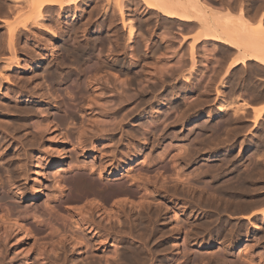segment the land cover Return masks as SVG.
Segmentation results:
<instances>
[{"label": "rangeland", "instance_id": "1", "mask_svg": "<svg viewBox=\"0 0 264 264\" xmlns=\"http://www.w3.org/2000/svg\"><path fill=\"white\" fill-rule=\"evenodd\" d=\"M86 2L83 3H79V7H81V9L78 11H76L77 9H75L76 7L75 6H70L68 8H65L64 9V13H62L63 17L60 18V19H57L58 22L57 23H61V24H50V28L53 29V31L55 32V28H59V25L62 27V33L64 35V41L67 40V42L63 43L64 45L66 46H77L76 49L78 48L79 51H80V54L78 53H74V49L75 47L72 49L70 48V52H72V54H74V56L72 55H68L70 54L69 51H67V54L65 52V55H64V49L62 48L63 45L60 43V46L63 50V52H61V49L60 47L57 48V52H56V55L54 58H50L49 55L51 53V51L49 50V43L53 42L55 43L56 40H53L52 37L49 38V41L48 43H42V46L43 47H46L45 49L48 51V54L47 56H44L43 58H40V59H35L34 58V53L33 52H28L29 56L26 54L27 52H24L22 54H24L22 60H23V66H22V69H23V72L20 73L19 75L15 74V76H11L10 78H12L13 82L10 84V83H7V84H4L2 85V87L0 88V109H1V112H0V119L2 121V119L4 121H0V123L4 124L5 125H0V140L3 142L0 141V148H1V151H2V154L0 153V205H1V208L3 206L4 209H2L3 211L6 212V209L9 210L7 211L8 213L11 211V209L14 211L10 212V214L12 215H17V214H20V213H23L22 211H31L32 209V212H33V208L35 209V213L38 214V215H42V211H43V207L44 206H41L45 199L46 198L45 196L53 191V189L55 188V184H54V177L58 176V175H61V173H59L61 170H60V167H64L66 169V171L68 170V168H70V165L68 166V163L69 161L67 160H71L73 158V161L74 162V165L73 163L70 164L73 165L74 168H76V172H80L82 171V173H86L84 174L86 177L85 181L82 182L84 179H81L82 180L81 182H79L78 185H83V183H85V185L89 184L88 186H96L95 189H93L94 191H96V194L100 195V198H104V199H109L108 200H105V201H108L106 202L109 206L110 204H112L113 206L114 203H119L120 202V197H121V192L123 191H126V190H131L132 188L134 187H128V186H125V187H119L121 189V192L119 190V188L117 186H115V182L118 181L117 179H121L123 176L121 174H125L126 173V170L128 168L126 167H129V164L133 162V160L139 158V160H146V156L147 155H151L153 154L151 157L152 159H148L146 160V162L150 161L152 162V164L147 163L146 166L147 169L145 172V169L142 170V173L145 175L147 174L148 177L150 178H146L148 179V183H146V188L147 190L149 191L148 194L150 195L151 194V200H146L144 202H142V205H141V208L137 205L134 206V208L130 207V205H126L124 206V210L122 209H119L120 207H118L117 205L115 207H113L112 210L110 213H109V216H107V214H102V212H98V211H95L94 214H92V216L90 217L88 214H83V211L82 214L79 216V213H75L73 211H71V214H72V218L69 222H71L70 224H67L68 227L70 226V230L68 229V227L66 228H62L60 227L61 229L57 228L59 231H58V235L55 233L53 236H52V239L50 241H48L49 239L46 238H43V239H47V242L46 244L44 243L43 239L40 240L41 244H39L40 242H37V243H34V241L32 239H30L29 237H27V239H25L26 235L23 234L24 236L22 237L21 236V233L18 231V229H15V227L11 226V224L9 225H5L4 227H13L12 228V231L11 229L9 228H4V227H1L3 226L2 224V221L0 222V240L1 239H4L2 240L0 243V257L2 256L4 259H0V264H30V262H34V264H50L52 262V264H62L61 260H63L65 257V261L63 264H82V263H85V264H88L86 263L87 261L89 262V264L92 262L93 264H112V262H114L113 264H123L122 260H125L128 261H124V263L126 262L127 264H205V263H208V262H212V264H214V260L216 259L215 257H218L215 261L216 263L215 264H221L223 263L224 261V264H254L255 262H259L256 263V264H261L264 262L263 259H264V225L260 226V223H261V217L260 216H257L254 219H241L242 216L245 217V214H246V217L248 216L247 214H249L250 210L252 213V211H256V209H258L259 207L261 208L263 206V203L261 204V196L264 198V190L262 187H264V182H262V178L259 176L260 173L261 175L263 174L264 175V172H262L264 170V165L261 164L259 162L256 161V162H253V160L255 161V159L252 160L253 157H249L248 158V155H245L246 154V149H247V142L245 141L246 139L252 137V133L254 134L253 131L251 130H246L247 128H243L241 127L242 126V122L240 121V114L239 116L238 115H234L230 114L228 111L229 110H226V112H223V113H220L217 109L220 105V103L222 101H225V99H221L222 101L220 102V98L216 96V99L214 101H211L210 98H212L213 100V97H210V93H208V89H205L206 87H208V84L205 86V83L204 82H201L200 81L202 80L200 77H204L203 75V72L201 73V71L199 70H195L194 73H191V77H189L188 80H185L184 77H186L188 75V72L187 71L189 69L188 65H182L183 62H182V59H180L179 56L180 55V52H182L183 50H185V48L183 47V45L181 44L179 46V49L177 50L176 46L177 44L176 43H173L171 45H168L167 43L168 42H171L172 39H170L172 35L165 33L164 35V38L162 37L161 39H163L164 41L167 40V41H159L160 37L162 36V32L163 31H168L170 30L173 26H177V24H171L169 23V21L171 20H167L165 19L164 17H162L161 15H159L158 17L156 16H153L151 17L153 20L155 19V21H153L151 18H149L148 21H145L144 18H140L137 17L138 15H134V18L133 20L135 21V24H136V31H138L137 33L140 34L138 35L136 33V39H135V42L136 40H138L137 42H139V40L141 41L143 38L144 40H142L143 42H148L149 45L147 47V49H149L148 51H145V45L142 44V41L139 42L140 44V47L139 46H135V43L133 45V52L135 53V61L132 62V59L131 58V49H130V46H128V44L126 43L125 41V37H126V34H125V31L123 30V28L121 27L120 25V21H119V17H115L114 15L116 14V12L114 11L116 9L115 5L117 4V0H113L116 2V4H111V0L109 1L108 0V4L106 3L105 0H85ZM96 2V6L98 5V7H96L93 3ZM114 3V2H113ZM136 3V4H135ZM83 4V5H82ZM106 4V5H105ZM112 5L114 6L113 9L112 8ZM134 5H138V11L137 12H140V7L141 5H139V2L137 3V1H134ZM106 6V7H105ZM75 7V8H74ZM96 7V8H95ZM104 7V8H103ZM112 9H111V8ZM241 7V6H240ZM74 8V9H73ZM107 8V9H105ZM243 8V7H241ZM69 11H67V10ZM95 9H98L96 11H100L101 12H96ZM56 10V8H55ZM92 12H91V11ZM107 11L108 14L110 13V11L112 10V13H110V17H108L107 19L105 18V13L104 11ZM142 10V9H141ZM66 11V12H65ZM103 12V14H102ZM106 12V14H107ZM115 14H114V13ZM60 13V12H59ZM70 13V14H69ZM73 13V14H72ZM92 13V14H90ZM97 13V14H96ZM136 13V12H135ZM57 13H55L54 15H56ZM77 15L78 16V22H81L78 23V26H77V23L75 24H72L70 22L71 20V16L72 15ZM102 14V15H101ZM112 14V15H111ZM114 14V15H113ZM67 17H66V16ZM90 15V17L88 18V16ZM95 15V16H94ZM99 15V16H98ZM53 16V14H52ZM70 16V17H69ZM83 16V17H82ZM87 16V17H86ZM102 16V17H101ZM114 18H113V17ZM66 17V18H65ZM98 17V18H97ZM104 18V19H103ZM84 19V20H82ZM102 19V20H101ZM106 19V20H105ZM61 22H60V21ZM65 20V21H64ZM110 20V21H109ZM112 20V22H111ZM114 20V21H113ZM117 20V23H115ZM137 20V21H136ZM151 20V21H150ZM162 20L165 22H163L164 24H162ZM88 21V22H87ZM91 21V22H90ZM108 21V22H107ZM150 21V22H149ZM161 21V22H160ZM173 21V20H172ZM63 22V23H62ZM68 24H66V23ZM85 23L83 25H79L81 23ZM104 22V23H102ZM113 24H111V23ZM154 22V23H153ZM157 22V23H156ZM65 23V24H64ZM119 23V24H118ZM151 23V24H150ZM169 23V24H168ZM71 24V25H70ZM110 24L111 27H109L110 30H107L108 27L107 26H110L108 25ZM153 24V25H152ZM54 25H57V27H53ZM64 25V26H62ZM67 25V26H66ZM70 25V26H68ZM115 25V26H114ZM119 25V26H117ZM72 26V27H71ZM80 26H81V29H80ZM154 26V27H153ZM171 26V27H170ZM68 27V29H67ZM71 29H75L77 27V30L75 29V31H70V28ZM75 27V28H74ZM97 27V28H96ZM107 29H106V28ZM65 28V29H64ZM116 28V29H115ZM122 28V29H121ZM165 28V29H164ZM57 29H56V33H59L60 30L57 32ZM79 29V30H78ZM97 29H100V30H97ZM105 29V30H104ZM113 29H115V32L113 31ZM66 30V31H65ZM71 33L70 36H69V32ZM162 30V31H161ZM77 31V32H76ZM80 31V32H79ZM85 31V32H84ZM99 31V32H98ZM101 31V32H100ZM113 31V32H112ZM118 33H117V32ZM120 31V32H119ZM140 31V32H139ZM151 31V32H150ZM161 31V32H159ZM74 34H73V33ZM103 32V33H102ZM111 32V33H109ZM148 32V33H147ZM159 32V33H158ZM76 33V34H75ZM79 33H83V37L81 34ZM109 35H108V34ZM113 33V34H112ZM161 33V34H160ZM68 34V35H67ZM78 34V35H77ZM96 34V35H95ZM110 34H112L110 36ZM116 34V35H115ZM158 34V35H157ZM166 34H168L169 36V40L166 38L165 39V36H167ZM75 35L77 37H75ZM86 35V36H85ZM99 35V36H98ZM101 35L102 38L100 37ZM66 39V37H68ZM81 36V37H79ZM95 36H97L96 39L99 40V43L98 40H95L96 43H94V39L92 40V38ZM109 36V39H107ZM118 38H116V37ZM145 36V37H144ZM76 39L75 43H74V40L73 38ZM86 37V38H85ZM110 37H113L110 38ZM120 37V38H119ZM142 37V38H141ZM73 40H72V39ZM101 38V39H99ZM104 38V39H103ZM106 38V39H105ZM117 39V40H116ZM201 38H199L200 40ZM80 40V41H79ZM104 40H106V42H104ZM114 41L112 43H110L111 41ZM150 40V41H149ZM155 40V41H154ZM185 41V39H182V41ZM55 41V42H54ZM73 41L74 44H70V42ZM85 41V42H84ZM116 41V43H115ZM152 41V42H151ZM77 42V44H76ZM87 42V43H86ZM99 44H98V43ZM108 42H109V45L112 46L113 44V48L111 46H107L108 45ZM160 42V43H159ZM164 42V43H163ZM193 42V39L192 41ZM199 42V41H197ZM107 44V49H109V51L105 48L104 50V44ZM125 43V44H124ZM138 43V44H139ZM156 43V44H155ZM159 43V44H157ZM76 44V45H75ZM96 44V45H95ZM155 44V45H154ZM166 44V45H165ZM24 46H29L27 45L26 43H23ZM81 45V46H80ZM96 49H94L95 47ZM102 45V46H101ZM126 45V46H125ZM137 45V44H136ZM159 47H157V46ZM59 46V45H58ZM83 46V47H82ZM92 48H91V47ZM101 46V48H100ZM117 46V47H115ZM154 46V47H152ZM156 46V47H155ZM162 46V47H161ZM194 50H195V54H196V50H197V43H195L194 45ZM98 47V48H97ZM121 47V48H120ZM142 47L143 48V51H142ZM152 47V48H151ZM164 47V48H163ZM166 47V49H165ZM170 47V48H169ZM91 48V49H90ZM103 48V49H102ZM115 48L117 50H115ZM141 48V49H140ZM176 48V50H174ZM190 48V47H188ZM204 48V49H203ZM203 50L206 51V46H203ZM99 49V50H97ZM118 49L120 51H118ZM165 49V50H163ZM33 50V48H32ZM81 50H84L81 51ZM95 50V51H94ZM102 50V53L104 54H101V52H98L97 51H101ZM104 50V52H103ZM106 50L108 51L106 53ZM124 50V51H123ZM162 54V52H164V54H162L163 57L160 52ZM94 51V52H92ZM130 51V53H129ZM154 51V52H153ZM169 51H172L171 53ZM190 51V49H189ZM188 51V52H189ZM60 52V53H59ZM96 52V53H95ZM123 52V53H122ZM174 52V53H173ZM92 53V54H91ZM149 53V55L147 54ZM153 53V54H152ZM159 53V54H157ZM169 53V54H168ZM177 53L179 55H177ZM78 54V55H77ZM118 54V55H117ZM120 54V55H119ZM157 54V56H156ZM168 54V55H167ZM171 54V55H170ZM187 54V53H186ZM78 57H76V56ZM99 57H98V56ZM171 57H170V56ZM174 55V56H173ZM61 59H60V57ZM69 57L70 59L72 57H74V59H67V57ZM154 56V57H153ZM168 56V57H167ZM177 56V57H176ZM179 56V57H178ZM189 56V54H188ZM57 57V58H56ZM111 59H110V58ZM118 57V58H117ZM146 57V58H145ZM176 57V58H175ZM26 58V59H24ZM56 58V59H55ZM78 58V59H77ZM82 60H81V59ZM109 60H108V59ZM180 64H178L177 62H175V60ZM179 58V59H178ZM76 59V60H75ZM170 59V60H168ZM25 60V61H24ZM56 60V61H55ZM73 60V61H72ZM104 60V62H103ZM107 60V61H105ZM180 60V61H179ZM41 61V62H40ZM77 61V63H75ZM87 63H86V62ZM112 63H111V62ZM26 62V63H25ZM56 62H59V63H56ZM97 62V63H96ZM101 62V64H99ZM108 62V63H107ZM147 62V63H146ZM177 63L179 65V67L177 66V64H174V63ZM28 63V64H27ZM35 63V64H34ZM43 63V64H42ZM86 63V64H85ZM95 64L94 66L92 64ZM103 63V64H102ZM111 63V64H110ZM113 63H115L113 65ZM145 63V64H144ZM162 63V65H161ZM173 63V64H171ZM83 64V65H82ZM107 65V66H104V65ZM139 64V65H138ZM170 64V65H169ZM28 67H26V66ZM30 65V66H29ZM32 65V66H31ZM39 65V66H38ZM46 65V66H45ZM79 65V67L77 66ZM85 65V66H84ZM88 65L90 66H93L91 68L88 67ZM103 67H100L102 66ZM111 65V66H110ZM122 65V66H121ZM124 65V66H123ZM166 65V66H164ZM169 65V66H167ZM172 65V66H171ZM83 66V67H82ZM98 66V68L96 67ZM161 66V67H160ZM190 66V65H189ZM51 67V68H50ZM59 69H58V68ZM61 67V68H60ZM66 67V68H65ZM78 68V69H75V68ZM82 67V68H81ZM85 67V68H84ZM110 67V68H108ZM125 67V68H124ZM164 67V68H163ZM173 67V68H172ZM184 67V68H183ZM45 68H46V72H45ZM63 68V69H62ZM88 68L89 70L92 69L93 70V73L96 74V77H93V75L91 74L92 73V70L89 72L88 71ZM97 68V69H96ZM103 68V69H102ZM114 68V69H113ZM116 68V69H115ZM169 68L170 71H169ZM179 70H178V69ZM186 68V69H185ZM67 69V70H66ZM95 69V71H94ZM100 69V70H99ZM118 69V70H117ZM122 69V70H121ZM127 69V71H126ZM167 69V70H166ZM183 69V70H181ZM49 70V71H48ZM51 70V71H50ZM61 70V71H60ZM66 72H65V71ZM109 72H107V71ZM113 70V71H112ZM125 70V71H124ZM165 70V72L163 71ZM55 71V74L57 76V78L55 77V79H53L52 81H56V82H52L50 81L51 79L49 77V74L50 72H54ZM88 71V72H87ZM144 71V72H143ZM151 71V73H150ZM176 71V72H175ZM178 71V72H177ZM49 72V74L47 73ZM140 72V73H139ZM46 73V74H45ZM68 73V74H67ZM154 73V74H153ZM198 73H201L200 75L202 76H199ZM48 74V75H47ZM61 74V75H60ZM100 74V75H99ZM124 74V75H123ZM126 74V75H125ZM150 74H153L150 75ZM164 74V75H163ZM176 74V75H175ZM61 77H59V76ZM66 75V76H64ZM137 75V77L135 76ZM161 75V77H160ZM30 76V77H29ZM95 76V75H94ZM99 76V77H98ZM152 76V77H151ZM183 76V77H182ZM21 79L19 80L18 78ZM36 77V78H35ZM47 77V78H46ZM59 77V78H58ZM65 77V78H64ZM92 78H96L94 83H93V79ZM101 77V78H100ZM129 77V78H128ZM135 77V78H134ZM17 78L19 81H17ZM35 78V80H33ZM98 78V80H97ZM127 78V79H126ZM153 78V79H152ZM158 78V79H157ZM169 79L168 82H166V80ZM174 78V80H173ZM223 78V79H222ZM220 78V81L217 82V81H214L213 83L215 84V91L217 92L218 89L217 88H220L219 91L222 90V88L220 87V83H224V86L226 84L225 82V75ZM49 82H48V80ZM58 79V80H57ZM67 79V80H66ZM69 79V80H68ZM85 79V80H83ZM88 79L92 80V81H88ZM152 79V80H151ZM179 79V80H178ZM11 80V81H12ZM14 80L16 81L14 83ZM22 80V81H21ZM29 80V81H28ZM66 82H64V81ZM72 80V81H71ZM100 80V81H99ZM155 80V81H154ZM164 80V81H163ZM194 80V81H193ZM222 80V81H221ZM24 81V82H23ZM26 81V83H25ZM37 81V82H36ZM74 81V82H73ZM76 81L78 82L76 85H74L76 83ZM87 81H88V84H87ZM139 81V82H138ZM152 81V82H151ZM20 82V83H19ZM52 82V83H50ZM73 82V83H72ZM82 82V83H81ZM90 82V83H89ZM166 82V83H165ZM194 82V83H193ZM17 83V84H16ZM19 83V84H18ZM25 83V84H24ZM36 83V84H35ZM50 83V84H49ZM85 85H84V84ZM93 83V84H92ZM114 83V84H113ZM143 85H142V84ZM174 83V84H173ZM179 83V84H178ZM13 84V85H12ZM73 84V85H72ZM84 86H82V85ZM90 84V85H89ZM106 84V85H105ZM122 84V85H121ZM178 87H177V85ZM184 84V86H183ZM213 84V85H214ZM38 87H37V86ZM72 85V86H71ZM79 85V86H78ZM115 85V87H114ZM125 85V86H124ZM157 85V86H156ZM193 85V86H192ZM213 85L211 86V88H213ZM27 86V87H26ZM76 86V87H75ZM87 86V87H86ZM90 89H89V87ZM91 86H94V87H91ZM120 86V87H119ZM122 86V88H121ZM124 86V87H123ZM141 86V87H140ZM143 86V87H142ZM182 86V87H181ZM190 88H189V87ZM191 86L193 88H191ZM205 86V87H204ZM218 86V87H217ZM27 90H26V88ZM78 87V88H77ZM86 89H84V88ZM100 87V88H99ZM188 87V88H186ZM77 88V89H76ZM96 88V89H94ZM98 88V89H97ZM113 88H115V90H117V92L119 91L118 89H120V91L117 93L114 94V90ZM142 88V89H141ZM196 88V89H195ZM136 89V90H135ZM141 89V90H139ZM167 89V90H166ZM190 89V90H189ZM195 89V90H194ZM204 89V91H203ZM217 89V90H216ZM12 90V91H11ZM69 90V91H68ZM74 90V91H73ZM79 90V91H78ZM93 90V91H92ZM127 90V91H126ZM150 90V91H149ZM189 90V91H188ZM212 90V89H210ZM9 91V92H8ZM19 91V92H18ZM21 91V92H20ZM29 91V92H28ZM30 91L31 94H30ZM47 91V92H46ZM68 91V92H67ZM78 93H77V92ZM92 91V92H91ZM98 93V96L96 95ZM108 91V92H107ZM122 91V92H121ZM164 91V92H163ZM18 92V93H17ZM23 92V93H22ZM42 92V93H41ZM84 92V94H83ZM86 92V93H85ZM95 92V94H94ZM124 93V94H127L129 95V101H128V97H126L127 95L123 96V94L121 95L120 94ZM135 92V93H134ZM207 92V93H206ZM211 92V91H210ZM215 92V93H216ZM15 93V94H14ZM32 93L34 95H32ZM94 94V98L97 96V98H93L94 101L93 102H96L97 101V105H95L96 103H93V104H90L91 101V98L93 97L92 95ZM133 93V94H131ZM144 93V94H143ZM200 95H198V94ZM8 94V95H6ZM12 94V95H11ZM28 94V95H27ZM56 94V95H55ZM92 94V95H91ZM117 94V95H116ZM119 94V95H118ZM131 94V95H130ZM207 94V95H206ZM44 95H46L44 97ZM96 95V96H95ZM101 95V96H100ZM121 95V96H120ZM133 95V96H132ZM136 95V96H135ZM153 95V96H152ZM155 95V96H154ZM175 95V96H174ZM197 95V96H196ZM10 96V97H9ZM32 96V97H31ZM43 96V97H42ZM91 98H90V97ZM118 96L121 97L120 100L122 104H120V100H118ZM143 96V97H142ZM182 96V97H181ZM204 96V97H202ZM209 96V97H208ZM5 97V98H4ZM9 97V98H8ZM18 97V98H17ZM40 97V99H39ZM115 97V98H114ZM126 97V98H124ZM174 97H177L176 100H174L173 98ZM180 97V98H179ZM196 97V98H195ZM198 97V98H197ZM11 98V99H10ZM20 98V99H19ZM31 98V99H30ZM48 98V99H46ZM89 98V100H88ZM99 98V99H98ZM117 98V99H116ZM137 98V99H135ZM145 98V99H144ZM194 99L192 100V102H190L191 99ZM13 99V100H12ZM16 99V101H15ZM34 99V100H33ZM92 99V100H93ZM116 99V100H115ZM126 101H124V100ZM134 99V100H133ZM148 99V100H147ZM9 100V101H8ZM11 100V101H10ZM96 100V101H95ZM117 100L119 102H117ZM155 100V101H154ZM178 100V101H177ZM189 100V101H188ZM217 100V101H216ZM13 101V102H12ZM45 101V102H44ZM128 101V102H127ZM160 101V102H159ZM212 102L211 103H209ZM19 102V103H18ZM117 102V103H116ZM126 102V103H125ZM147 102V103H146ZM159 102V103H158ZM196 102V103H195ZM5 103V104H4ZM6 103H8L7 105H10L9 108L8 106H6ZM118 103L120 105H118ZM125 103V104H124ZM157 103V104H156ZM190 103V104H189ZM2 104V105H1ZM17 104V105H16ZM90 104V105H88ZM147 104V105H146ZM165 104V105H164ZM194 104V105H193ZM210 104V105H209ZM217 104V105H216ZM222 104V103H221ZM233 104V103H232ZM5 105V107H4ZM102 105V106H100ZM122 105V106H121ZM149 105V106H148ZM179 105V106H178ZM189 105V107L187 108V106ZM9 108L10 110L12 109L11 113L9 114L10 110L8 109V112L7 110L5 109V112H4V108ZM88 106V107H87ZM186 106V107H184ZM192 108H191V107ZM195 106V107H194ZM210 106V107H209ZM216 106V107H215ZM232 106V105H231ZM118 109H117V108ZM119 107L120 110H119ZM234 107V106H232ZM17 108V109H16ZM66 110H65V109ZM177 108V109H176ZM179 108V110H178ZM197 108V109H196ZM217 108V109H216ZM240 108V107H239ZM3 109V110H2ZM15 109V110H14ZM20 109V110H19ZM141 109V110H140ZM196 109V110H195ZM91 110V111H90ZM119 111V115H120V118H119V115H118V112ZM188 110V111H187ZM191 110V111H190ZM235 110V109H234ZM20 111V112H19ZM27 111V112H26ZM44 111V112H43ZM67 111V112H65ZM90 111V112H89ZM116 113H114V112ZM123 113H121V112ZM182 111V113L180 112ZM19 112V113H18ZM42 112L44 114H42ZM89 112V113H88ZM169 112V113H168ZM4 113V114H2ZM16 113V114H15ZM31 113V114H30ZM70 113V114H69ZM126 113V114H124ZM158 113V114H157ZM180 113V114H179ZM229 113V114H228ZM7 114V115H6ZM20 114V115H19ZM115 114V116H114ZM137 114V115H136ZM212 115L211 119L210 120H207V115ZM243 114V113H242ZM68 115V116H67ZM155 115H157L155 117ZM165 115V116H163ZM180 115V116H179ZM206 115V117H204ZM65 116V117H64ZM67 116V118H66ZM70 116V117H69ZM88 116V118H87ZM93 116H94V120L95 118L98 120H95V122L93 121V123H91L93 120ZM96 116V117H95ZM118 116V117H117ZM127 116V117H126ZM183 116V117H182ZM223 116V117H222ZM231 116V118L229 119V117ZM234 116V117H233ZM237 116L239 118H237ZM46 117V118H45ZM63 117V118H62ZM85 117V118H84ZM236 117V118H235ZM44 118V120H43ZM92 118V119H91ZM99 118V119H98ZM118 118V119H117ZM157 118V119H156ZM166 120H164V119ZM200 118V119H199ZM205 118V119H204ZM42 119V120H41ZM84 119V120H83ZM101 119V121H100ZM105 119V120H104ZM121 119V120H120ZM125 119V120H124ZM225 119V120H224ZM237 119V120H235ZM253 119V118H252ZM263 119V114L261 116V119L258 121L260 122L261 120ZM19 120V121H18ZM60 120V121H59ZM103 120V121H102ZM120 120V121H119ZM125 122H124V121ZM127 120V121H126ZM182 120V121H181ZM184 120V121H183ZM207 120V121H206ZM229 120H232V121H229ZM39 121V122H37ZM46 121V122H45ZM49 121V122H48ZM104 121H107V122H104ZM117 121V122H116ZM206 121V123L204 124L203 122ZM21 122V124H20ZM43 123L44 125V122L46 125L42 126L41 123ZM109 122V123H108ZM119 122V124H118ZM128 122V123H127ZM166 122V123H164ZM232 122V123H231ZM258 122L256 123V125L258 124ZM16 123H19L17 124L18 127H23V129H20L17 127ZM40 123L41 125V129L37 128L35 129L36 125ZM61 125H60V124ZM88 123V124H87ZM97 123H100V124H97ZM130 123V124H129ZM143 123V124H141ZM201 123V124H200ZM226 124V126L224 124ZM234 123V124H233ZM10 126H8V125ZM83 127H82V125ZM95 124V125H93ZM141 124V125H140ZM223 124V125H222ZM233 124V125H232ZM35 125V126H34ZM39 125V124H38ZM39 125V126H40ZM49 125V126H47ZM119 125V126H118ZM152 128H151V126ZM205 125V126H204ZM212 125V127H211ZM255 125V126H256ZM8 126V127H6ZM33 126H34V129H33ZM46 126V127H45ZM79 126V127H78ZM85 126V128H84ZM87 126V127H86ZM118 128H117V127ZM138 126V127H137ZM146 126V127H143ZM222 126V127H220ZM224 126V127H223ZM2 127V128H1ZM17 127V129H19V131H17V129L15 128ZM21 127V128H22ZM82 127V129H81ZM97 127V128H96ZM138 129H137V128ZM201 127V128H200ZM205 127V128H204ZM211 127V128H210ZM227 127V128H226ZM236 127H240V128H236ZM6 128V130L4 129ZM8 128H12V129H8ZM27 130H25V129ZM143 128V129H142ZM146 128V129H145ZM196 128V129H195ZM201 130H200V129ZM213 128V129H212ZM226 128V129H225ZM232 128V129H231ZM236 128V130L234 129ZM4 131H3V130ZM16 131H14V130ZM78 129V130H77ZM84 132L85 133L87 132V134L83 133L81 135V133H77L78 132ZM135 129V130H134ZM141 129V130H140ZM151 129V130H150ZM188 129V130H187ZM208 129L211 131V133L208 131ZM212 129V130H211ZM223 129L225 131H223ZM244 129V130H243ZM10 130V131H9ZM13 130V131H12ZM37 130V131H36ZM99 130V131H98ZM101 130V131H100ZM203 130V132H202ZM205 130V131H204ZM240 130V131H239ZM242 130V131H241ZM24 131V132H23ZM31 131V132H30ZM113 131V132H112ZM121 131V132H120ZM129 131L134 132L133 134H131ZM143 131V132H142ZM199 131V132H198ZM230 131V132H229ZM2 132V133H1ZM4 132H9L12 136H8L6 133ZM13 132V133H12ZM20 132V134H19ZM108 132V133H107ZM130 134H129V133ZM181 132V133H180ZM210 137H208V134ZM229 132V133H228ZM8 133V134H9ZM26 133V134H24ZM100 133V134H99ZM141 133V134H140ZM144 133V134H143ZM190 135H189V134ZM196 133V134H195ZM198 133V134H197ZM201 133V134H200ZM232 133V134H231ZM235 133V134H234ZM239 133V134H238ZM246 133V134H245ZM6 134V136H5ZM19 134V135H18ZM32 134V136H31ZM66 134V136H65ZM81 135L79 136V140H76L78 139V135ZM84 134L86 136H84ZM135 134V135H134ZM180 134V135H179ZM187 136H186V135ZM207 134V136H206ZM60 135V136H59ZM140 135V136H139ZM143 135V136H142ZM147 135V136H146ZM161 135V136H160ZM185 135V136H183ZM192 135V136H191ZM198 137H197V136ZM225 135V136H224ZM227 135V136H226ZM244 135V136H243ZM22 136V137H21ZM35 136V137H34ZM38 138H37V137ZM62 136V137H61ZM68 136V138H66ZM95 136V137H94ZM102 136V137H101ZM157 136V137H156ZM170 136V137H168ZM191 136V138H190ZM219 136V137H218ZM223 136V137H221ZM241 136V137H240ZM250 136V137H248ZM10 137V138H9ZM12 137V138H11ZM21 137V138H19ZM28 137V138H27ZM83 137H85L83 139ZM88 137V138H87ZM125 137V138H124ZM144 137V138H143ZM174 137V138H173ZM184 137V138H183ZM187 137V138H186ZM225 137V138H224ZM229 137V138H228ZM234 137V138H233ZM6 138V139H5ZM23 138V139H22ZM31 138V140H30ZM36 138V140H35ZM66 138V139H65ZM115 138V139H114ZM120 138V139H119ZM136 138V139H134ZM141 138V139H140ZM170 138V139H169ZM198 138H203V139H199L198 141H196V139ZM209 138L213 139L214 142L212 143H216L213 147L214 144L211 143V139H210V143L211 145H209L208 143L209 142H206L208 145L206 144H203L204 140L205 139H208ZM223 138V139H222ZM10 139V140H9ZM12 139H15L12 140ZM17 139V140H16ZM22 139V140H20ZM63 139V140H62ZM65 139V141H64ZM81 139V141H80ZM90 140L89 142H87L88 140ZM122 139V140H121ZM159 139V140H158ZM216 139V140H214ZM221 139V140H220ZM231 139V140H230ZM243 139V140H242ZM6 140V141H5ZM34 140V142L32 141ZM69 140V141H68ZM85 140V141H83ZM87 140V141H86ZM137 140V141H136ZM139 140V142H138ZM142 140V141H140ZM145 140V141H144ZM147 140V141H146ZM172 140V141H171ZM193 140V141H191ZM202 140V141H201ZM223 140V141H222ZM245 142L241 145V143L239 144V142ZM5 141V142H4ZM62 141V142H61ZM83 141V142H82ZM116 141V143H115ZM175 141V142H174ZM200 141V142H199ZM9 144H8V143ZM19 142H23L21 145V143L18 145ZM80 142V144H79ZM82 142V143H81ZM119 142V143H118ZM124 142V143H123ZM128 142V143H127ZM140 142H143V143H140ZM178 142V143H177ZM183 143L184 145L186 144V146H183L182 144ZM193 143L194 146L191 144V145H188L187 143ZM17 143V144H16ZM71 143V144H70ZM77 143V144H76ZM85 143V144H83ZM86 143L88 145H86ZM148 143V144H146ZM169 143L171 145H169ZM174 145H173V144ZM200 143V144H198ZM225 143V144H224ZM32 144V145H30ZM35 144V146H34ZM75 144V145H73ZM82 144V145H81ZM131 144V145H130ZM180 144V147H178V145ZM229 144V145H228ZM7 145L9 147H7ZM15 145V146H14ZM26 145V146H25ZM81 145V147L79 146ZM84 145H86L84 147ZM129 145V146H128ZM176 145V146H175ZM202 145H206L208 147L206 148H209V149H205L203 148L204 146ZM221 147H220V146ZM241 147H239V146ZM4 146V147H3ZM31 146V147H29ZM79 146V147H78ZM83 146V148H82ZM159 146V147H158ZM190 146V147H189ZM197 146V147H196ZM202 146V147H201ZM213 148H212V147ZM238 146V147H237ZM16 147V148H15ZM19 147V148H18ZM21 147V148H20ZM24 147V148H23ZM184 147H186L187 149H185L184 151H182ZM193 147V148H192ZM196 147V148H194ZM233 147V148H232ZM237 147V148H236ZM3 148V149H2ZM6 151H4L5 149ZM14 148V149H13ZM23 148V149H22ZM26 148V149H25ZM78 148V149H77ZM82 148V150L80 149ZM94 150H93V149ZM99 151H98V149ZM181 148V149H179ZM200 148V149H199ZM239 148V149H238ZM59 149V150H58ZM92 149V150H91ZM111 149V150H109ZM190 149V150H189ZM205 149V150H204ZM214 149V150H212ZM241 149V150H240ZM11 150V151H10ZM19 150H20V154H19ZM31 150V151H30ZM113 150V151H112ZM130 150V151H129ZM148 150V151H147ZM167 150V151H165ZM180 150V151H179ZM192 150V151H191ZM193 150H197V151H193ZM204 152L202 153L201 151ZM209 150V151H208ZM211 150V151H210ZM240 150V151H239ZM0 151V152H1ZM26 151V152H24ZM62 151V153L60 152ZM81 151V152H80ZM111 151V152H110ZM137 151V152H135ZM179 151V152H178ZM189 151H191L189 153ZM208 154H207V152ZM17 152V157H14V154H16ZM24 152V153H23ZM97 152H101L100 154L97 153ZM104 152V153H102ZM139 152V153H138ZM150 152V153H149ZM169 152V153H168ZM183 152V153H182ZM241 152V153H240ZM5 153H6V156L9 155V157L6 159V156H5ZM30 153V154H29ZM113 153V154H112ZM134 153V154H133ZM148 153V154H147ZM173 153V154H172ZM187 153V155H186ZM226 153V154H224ZM237 153V154H236ZM12 154V155H11ZM26 154V156H25ZM30 156H28V155ZM62 154V155H61ZM64 154V155H63ZM102 154V155H101ZM158 154H161L160 156ZM172 154V155H171ZM177 154V155H176ZM190 154V155H189ZM193 154V155H192ZM234 154V155H233ZM25 157H24V156ZM143 155V156H142ZM145 155V156H144ZM159 158V159H156V156ZM169 155L171 156L170 158ZM174 155V156H173ZM197 155V156H196ZM223 155V156H222ZM229 155V156H228ZM5 160H2L4 159ZM12 156V157H11ZM41 156V157H40ZM61 156V157H60ZM111 158H110V157ZM148 156V157H149ZM155 156V157H154ZM203 156V157H202ZM226 158H225V157ZM244 158H247L244 159ZM20 157V158H18ZM72 157V158H71ZM142 157V158H141ZM146 157V158H145ZM150 157V158H151ZM154 157V158H153ZM162 160H160L161 158ZM165 157V158H163ZM208 157V158H207ZM213 157V158H212ZM216 157V158H215ZM229 159H228V158ZM230 157L234 158L235 160L233 161V159L231 160ZM35 158V159H34ZM61 158V159H60ZM75 158V159H74ZM107 158V159H106ZM145 158V159H144ZM175 158V159H174ZM177 158V159H176ZM185 158V159H184ZM190 158V159H189ZM210 158V159H209ZM225 158V160L223 161L222 159ZM238 158V159H237ZM28 159V160H27ZM41 159V161H40ZM48 159V160H46ZM79 161H78V160ZM156 159V160H154ZM167 159V160H166ZM171 159V160H169ZM172 159L174 160L173 162H169V161H172ZM187 159V160H186ZM203 159V161H202ZM205 159H209V160H205ZM227 159V160H226ZM237 159V160H236ZM240 159V160H239ZM12 160L11 162H8V161ZM34 160V161H33ZM38 160V161H37ZM45 160V161H44ZM74 160H77L76 163ZM107 160V161H106ZM169 160V161H168ZM182 160V161H181ZM217 160V161H216ZM220 160V161H219ZM19 161V164H17ZM33 161V162H32ZM49 163L50 162V167L49 168H45V163L47 162ZM109 161V162H108ZM154 161H156L154 163ZM158 161V163H157ZM161 161V162H160ZM163 161H167L166 163L163 162ZM178 161V162H177ZM184 161L185 164H184ZM188 161V162H187ZM228 161V166L225 165ZM230 161V162H229ZM248 161V165H247V162ZM250 161V162H249ZM254 163V166L252 164V162ZM9 164H8V163ZM21 162V163H20ZM41 162V163H40ZM44 164H43V163ZM63 162V163H62ZM165 163L166 165H164L163 163ZM169 162V163H168ZM177 162V163H175ZM216 163V164H222L221 162H223V164L221 165L220 167V164L218 165L219 168H216L217 165L216 164H213V163ZM226 162V163H224ZM236 165H235V163ZM241 162V163H240ZM242 162L244 165H242ZM65 163V164H64ZM100 163V165H99ZM104 163V165H102ZM162 163V166H166V168H163L162 166H160V164ZM168 163V164H167ZM173 163V164H171ZM175 165L176 166H173L171 168L172 165ZM206 163V164H205ZM209 163V164H208ZM212 163V166H209V167H206L207 165H211ZM237 163L238 167L237 166ZM256 163V165H255ZM38 164V166L36 165ZM67 164V165H66ZM83 164V165H82ZM109 164H111L109 166ZM139 164V162H138ZM150 164V165H149ZM158 164V165H157ZM171 164L170 166H167ZM180 164V165H179ZM184 164V165H183ZM188 164V165H187ZM204 164V166H203ZM230 164V166H229ZM18 167H17V166ZM21 165V166H20ZM22 165L24 167H22ZM25 165H26V168H25ZM42 168H40V166ZM54 165V166H53ZM85 165H86V168L90 170L91 167H93L92 165H95V166H100L97 168H93L95 172H91L90 173H87L86 172V168H85ZM107 165V166H106ZM152 165V166H151ZM182 165V166H181ZM197 165V166H196ZM232 165V166H231ZM235 165V166H234ZM247 165V166H246ZM68 166V168L66 167ZM78 166V167H77ZM83 168H81V167ZM90 166V168H88ZM113 166V167H112ZM145 166V167H146ZM150 166V167H149ZM158 166V167H157ZM160 166V167H159ZM216 166V167H215ZM226 167V169L224 167ZM234 166V167H233ZM252 168H247V167H251ZM16 167V168H15ZM21 167V168H20ZM38 167V168H37ZM59 167V168H58ZM62 167V168H63ZM80 167V169H79ZM138 167V165L136 166ZM152 167L154 169H152ZM162 167V168H161ZM176 167V168H175ZM205 167V168H203ZM212 167H215V168H212ZM237 167V168H236ZM246 167V168H245ZM257 167V168H256ZM261 167V168H260ZM15 168V169H14ZM25 168V169H24ZM61 168V169H62ZM100 168V169H98ZM106 168V170H105ZM158 169L160 170V168L163 170H161L163 173V176L162 178H160L159 176H157L156 174H153V172L155 171V169ZM175 170V172L172 170ZM181 168V169H180ZM193 168V170H192ZM195 168V170H194ZM203 170H202V169ZM206 168H212V170L209 169V171H211L210 173H208L209 171L206 169ZM230 168H233L232 170H230ZM236 168V170H235ZM241 169H244V170H241V174L242 175L240 177H235L234 178H231L233 177V173L234 172H239ZM254 168H255V171H254ZM38 169V170H37ZM59 169V170H57ZM97 171H96V170ZM151 169V170H150ZM156 169V170H157ZM169 169V170H168ZM178 169V171H177ZM207 170L206 172L212 176H209L207 175V173H205V170ZM216 169V170H215ZM219 169V170H218ZM247 169V170H245ZM263 169V170H262ZM58 172H57V171ZM92 170V169H91ZM103 170V172L101 171ZM125 170V172H123ZM150 170V171H148ZM153 170V172H152ZM190 170V171H189ZM199 170V171H198ZM224 170H227V174L224 173ZM239 170V171H238ZM260 170V171H259ZM22 173H21V172ZM41 174H40V172ZM56 171V174L59 173L58 175L55 174L54 176V173ZM101 171V172H100ZM106 171V172H105ZM114 171V172H113ZM169 171V172H168ZM171 171V173H170ZM177 171V172H176ZM193 171V172H192ZM254 171V172H253ZM257 171V172H256ZM100 172V173H99ZM105 172V173H104ZM123 172V173H122ZM128 172V171H127ZM131 172V170H130ZM128 172V173H130ZM205 175H203L202 173ZM216 172V174L214 173ZM248 172L250 174H252L253 176V173H254V176L257 177L258 179H256L257 181L253 180L252 176L248 175V179L251 180V183H249L250 181L248 179H246V175L248 174ZM256 172V173H255ZM259 172V173H258ZM21 173V174H20ZM96 173H99L101 175V178L102 179H97V176ZM223 173L221 176L218 175V174H221ZM240 173V172H239ZM245 173V174H244ZM258 173V174H257ZM13 174V175H12ZM25 174V175H24ZM94 174V176H93ZM115 174V175H114ZM150 174H153L156 175L155 177L151 176ZM167 174V175H166ZM176 174V175H175ZM189 174V175H188ZM195 174V176H194ZM213 174H215L214 176L217 177L215 178L213 176ZM18 175V176H17ZM21 177H20V176ZM107 175V176H106ZM120 175V177H118ZM127 175V174H125ZM193 175V177L191 176ZM199 175L201 177H199ZM232 175V176H231ZM236 175H239V174H236L234 173V176ZM262 175V176H263ZM24 176H25V179H24ZM43 176V177H41ZM114 176V177H112ZM175 176V177H174ZM179 176V177H178ZM192 178H191V177ZM230 176V177H229ZM244 176V177H243ZM88 177V178H87ZM96 177V178H95ZM117 177V178H116ZM177 177V178H176ZM184 177V178H182ZM208 179V182L206 181ZM211 177L213 179H211ZM219 177V178H218ZM227 178L228 181H226V179L224 178ZM229 177V178H228ZM251 177V179H250ZM83 178V177H82ZM114 178V179H112ZM135 179L139 178L140 179H144L143 178V175H140V176H135L134 177ZM166 180H165V179ZM170 178V179H169ZM175 178V179H174ZM179 178V179H178ZM221 178V179H220ZM230 178H231V181H230ZM241 179L242 183H240L239 179ZM245 178L246 180L243 181ZM261 178V179H260ZM264 178V177H263ZM108 179V180H106ZM116 179V180H115ZM151 179V181L149 180ZM164 179V180H163ZM174 179V180H173ZM204 179V180H202ZM211 179V180H210ZM215 179V180H214ZM222 179H224L225 181H221ZM235 179V180H234ZM25 180V181H24ZM88 180V181H87ZM158 182H156V181ZM176 180V181H175ZM185 180V182H183ZM187 180V181H186ZM201 180V181H200ZM210 180V182H209ZM214 180V181H212ZM236 181L235 183L236 184H242L241 186L243 185H247L248 186V183H249V186L248 188L251 187V184H253L252 186V189H249L250 191H247L249 193H246V190L247 189H243L245 190V192L242 190V188H245L244 187H240L241 188V193H238L240 191H237L235 192L236 190L233 189V186L234 185H231L229 182H233ZM78 181H79V178H78ZM100 181H103L101 183V185L97 186L96 184ZM107 181V182H106ZM154 181H155V185L158 186L156 190V186L154 185ZM179 181V182H178ZM182 181V182H181ZM206 181L208 184H206ZM217 181V182H216ZM228 182V184H230L232 187H230V185L228 186L227 185H224V183L222 185L224 186H228L226 187H222L221 184H220V187H218L219 185L216 184L218 182ZM255 181V182H254ZM87 182V183H86ZM89 182V183H88ZM90 182L92 185H90ZM163 182V184H162ZM166 182V184H165ZM177 182V183H176ZM219 182V183H220ZM239 182V183H237ZM247 182V183H246ZM81 183V184H80ZM107 184H110V185H106ZM112 183L113 186H112ZM157 183V184H156ZM174 183V184H173ZM183 185H182V184ZM188 183V185H187ZM225 183V184H226ZM234 183V184H235ZM257 183V184H256ZM261 183V184H260ZM103 184V185H102ZM104 184L106 185L105 186V190L106 191V195L103 194L105 191L103 189L102 191V188H104ZM147 184H148V187H147ZM159 184V185H158ZM177 184V185H176ZM186 184V185H185ZM218 185L216 187H218V189H213V190H210L209 187L206 185H211L210 188H214L215 185ZM233 184V183H232ZM235 184V185H236ZM259 186L261 189H259V187H256V189L258 188V190H255V186L256 185ZM39 185V186H38ZM83 185L86 189H88L89 187L86 185ZM152 185V187H151ZM170 185V186H169ZM175 185V187L173 186ZM185 185V186H184ZM190 185V186H189ZM213 185V187H212ZM181 186V187H180ZM188 186V187H187ZM192 186H194L192 188ZM200 186V187H199ZM202 186V187H201ZM238 186V185H237ZM235 186L234 188L238 190V187ZM21 187V188H20ZM58 186H56V188L54 189V192L58 189L57 188ZM92 187V188H93ZM191 187V188H190ZM222 187V191L220 192V188ZM23 188V189H22ZM91 188V189H92ZM99 188V190H98ZM149 188V189H148ZM152 188V189H150ZM176 188V189H175ZM180 188V189H178ZM182 188V189H181ZM201 188V189H200ZM208 189V194H207V189ZM233 189V190H230V189ZM239 188V189H240ZM247 188V187H246ZM24 189L26 191H24ZM31 189V190H30ZM90 189V188H89ZM101 189V190H100ZM185 189V190H184ZM205 189V190H203ZM220 189V190H219ZM22 190V191H21ZM28 190V192H27ZM34 190V192H33ZM162 190H164V192H161ZM218 192H216V191ZM254 190V192L252 191ZM19 191V192H18ZM101 193H100V192ZM114 191L117 192V194L115 193L114 194ZM157 191V192H156ZM200 191V192H199ZM206 191V192H205ZM224 191H226V196L224 195L225 193H223ZM234 191V192H233ZM32 192V193H31ZM53 192V193H54ZM97 192H99L100 194H98ZM178 192V193H177ZM210 192L212 194H210ZM231 192V193H230ZM244 192L243 195H241L242 193ZM251 192V194H250ZM263 192V193H262ZM23 193V194H22ZM47 193V194H46ZM52 193V194H53ZM109 193V194H108ZM111 193H113L114 195L112 196ZM158 193V194H157ZM193 193V194H192ZM215 193H217L218 197L215 195ZM234 193V194H233ZM22 194V196H21ZM44 194V195H43ZM119 194V195H118ZM181 194V195H179ZM203 197H202V195ZM231 194V196H230ZM235 195V197H233V195ZM249 194V196H248ZM258 194V195H257ZM31 195V196H30ZM33 195H37L38 196V199L37 200H33ZM101 195H104V196H101ZM109 195V196H107ZM191 195V196H190ZM193 195V196H192ZM201 195V196H200ZM209 198H208V196ZM239 195V196H237ZM245 195V196H244ZM29 196V197H28ZM120 196L119 198L115 199L113 202L112 199H114L115 197H118ZM175 196V197H174ZM205 196V198H204ZM212 196V197H211ZM214 196V198H213ZM216 196V197H215ZM220 196V197H219ZM227 198H225V197ZM230 196V197H229ZM242 196V198H241ZM251 196V197H250ZM109 197V198H108ZM185 197V198H184ZM193 197V198H192ZM200 197V198H199ZM211 197V198H210ZM223 197V198H222ZM229 197V198H228ZM239 197V198H238ZM250 197V198H249ZM253 197V198H252ZM259 197H260V200H259ZM187 198H190L189 200ZM204 198V200L202 199ZM213 198V201H209L210 199L212 200ZM220 198V200H219ZM222 198V199H221ZM230 199V201L226 200V202L224 201L225 199ZM237 199H243L245 200V202L250 205L251 203V198L252 199H256V200H253L255 205H257V203H260L259 206L257 205L256 206V209H255V205L253 206V202L251 203L252 206L249 207L251 209H245V208H248V205L243 202V200L241 201L242 203H245V208L242 206V203L239 204L240 202H237L235 201ZM237 198V199H236ZM249 198L250 201H247ZM258 198V200H257ZM122 199V198H121ZM160 201H159V200ZM185 199V200H184ZM198 199V200H197ZM208 199V201H207ZM219 201H217V200ZM224 199V200H223ZM240 199V200H241ZM247 199V200H246ZM1 200H4L1 201ZM111 200V202H110ZM153 200V201H152ZM222 200V203H227L229 202H232L235 201L236 203H238V207H242V211L241 213H239L237 210V206H235L236 204L233 202L231 203V205H228L226 206V204H224V207L225 209L222 207L223 204H221V206L219 207H222L220 208L221 209V213L220 214V210L217 209L218 206L216 207V209L214 208L216 205H215V201L217 203L221 202ZM239 200V201H240ZM263 200V199H262ZM32 201V202H31ZM151 201V203H150ZM158 201V202H157ZM184 201V202H183ZM190 201V202H189ZM207 201V202H206ZM258 201V202H257ZM30 202V204H29ZM155 202V203H154ZM188 202V203H187ZM196 202V203H195ZM209 202V204H207ZM210 202L211 203H214L213 207L210 208L212 206V204L210 205ZM148 203V204H147ZM154 203V204H153ZM183 205H182V204ZM192 203V204H190ZM195 203V204H194ZM3 204V205H2ZM185 204V205H184ZM187 204V205H186ZM199 204V205H198ZM125 205V204H124ZM155 205V206H153ZM210 205V206H209ZM219 205V204H217ZM234 205V210L237 211V213L235 211L232 212L233 210V206ZM240 205V206H239ZM244 205V204H243ZM262 205V206H260ZM129 206V207H128ZM196 206V207H195ZM232 206V207H230ZM31 207V208H30ZM167 207V208H166ZM192 207V209H191ZM195 207V208H194ZM228 207V209L230 210V208L232 210H228V212H226V208ZM236 207V209H235ZM138 208V210H136ZM157 208V209H156ZM190 210H189V209ZM210 208V210H209ZM252 208H254L252 210ZM259 208V209H260ZM131 209V210H130ZM212 209H215L213 210L212 212ZM224 209V211H223ZM38 210V211H36ZM153 210V211H152ZM175 212L173 214V212ZM180 210V211H179ZM192 210V212H191ZM217 210L219 212H217ZM17 211V212H16ZM122 211V212H121ZM158 211V212H157ZM189 211V212H188ZM248 211V213H247ZM41 212V213H40ZM153 212V213H152ZM156 212V213H154ZM191 212V213H190ZM216 212V213H215ZM243 212V213H242ZM246 212V213H245ZM75 213V214H73ZM124 213V214H123ZM134 213V214H133ZM138 213V214H137ZM151 213V215H150ZM190 213V214H189ZM211 213L214 215V219L213 220V217L211 215ZM229 213H231L230 215H228ZM233 213V214H232ZM78 214V215H77ZM188 214V216L186 215ZM225 214V215H223ZM242 214V215H241ZM84 215V216H83ZM117 215V216H116ZM157 215V216H156ZM159 215V216H158ZM207 215V217H206ZM211 215V217H209ZM239 215V216H238ZM241 215V216H240ZM250 215V214H249ZM79 216V217H78ZM107 216V217H106ZM112 216V217H111ZM116 216V217H115ZM122 216V217H121ZM168 216V217H167ZM174 216V218H173ZM176 216V217H175ZM217 216V217H216ZM227 216V217H225ZM230 216V217H228ZM237 219H236V217ZM83 217V218H82ZM140 217V219H139ZM150 217V218H149ZM154 218L153 221L152 218ZM157 217V218H156ZM159 217V218H158ZM240 217V218H238ZM125 218V219H124ZM156 218V219H155ZM195 220H194V219ZM208 218V219H207ZM211 218V219H210ZM217 218V219H216ZM258 218V219H257ZM82 219H84L85 221H87L86 223L88 224H83L85 223L84 221L83 222H80ZM151 219V220H150ZM164 219V220H163ZM223 219V220H222ZM125 220V222H124ZM150 220V221H149ZM157 220V221H156ZM162 220V221H161ZM202 220V221H201ZM217 220V221H216ZM229 223H226L227 221ZM243 220V221H242ZM77 221V222H76ZM128 221V222H127ZM130 221V222H129ZM138 221V222H137ZM152 221V222H151ZM161 223H159V222ZM188 221V222H187ZM208 222V224H206ZM215 221V222H214ZM233 221V223H232ZM251 221V222H250ZM255 221V222H254ZM260 223H259V222ZM127 222V223H126ZM132 222V223H131ZM154 222V223H153ZM157 222L159 224H157ZM196 222V223H195ZM199 222V223H198ZM248 222V223H247ZM255 223V224H258L259 228L258 229H251V226L250 223ZM258 222V223H257ZM77 223V224H76ZM82 223V224H81ZM131 223V224H130ZM140 223V224H139ZM163 223V224H162ZM202 223V224H200ZM204 223V225H203ZM214 223V225L212 224ZM225 225H224V224ZM240 224V225H237V224ZM75 224L77 225V227H75ZM139 224V226H138ZM142 224V225H141ZM153 224V225H152ZM191 226H189V225ZM193 224V225H192ZM196 224V225H195ZM199 224V225H198ZM210 224V226H209ZM223 224V226H222ZM230 224V228L228 227ZM233 224V225H232ZM243 224V225H242ZM84 227H82V226ZM163 225V226H162ZM188 225V226H187ZM208 225V226H207ZM79 226V227H78ZM146 226V228H145ZM151 226V227H150ZM187 226V227H186ZM217 226H220V227H217ZM226 226V227H225ZM234 226V228H233ZM248 226V227H247ZM74 227V228H73ZM90 227V228H88ZM99 227V228H98ZM144 227V228H142ZM162 227V228H161ZM208 227V229H207ZM210 227V228H209ZM214 227H217V228H214ZM222 227V228H221ZM242 227V228H241ZM2 228H4L5 230H3ZM96 228V229H95ZM103 228V229H102ZM148 228V229H147ZM176 228V229H174ZM178 228V229H177ZM191 228V229H190ZM212 228V229H211ZM244 228V229H243ZM247 228V229H246ZM75 229V231L73 230ZM94 229V230H93ZM99 229V230H98ZM144 229V230H143ZM151 229V230H150ZM190 229V230H189ZM197 229V230H196ZM204 229V230H202ZM207 229V230H206ZM246 229V230H245ZM259 229H262L261 231ZM65 230V231H64ZM84 230V231H83ZM155 230V231H154ZM161 230V231H160ZM163 230V231H162ZM179 230V231H178ZM189 230V231H188ZM192 230V231H191ZM216 230V232H215ZM222 230V231H221ZM239 230V231H238ZM257 230V231H256ZM4 231V232H3ZM74 233V234H72ZM130 231V232H129ZM139 231V232H138ZM144 231V232H143ZM151 231V232H150ZM191 231V232H190ZM198 231V232H197ZM221 233H220V232ZM230 231V234H228ZM250 231V232H249ZM255 231V233H254ZM263 231V232H262ZM4 234H3V233ZM6 232L8 233V235L6 234ZM65 232V233H62ZM84 232V233H83ZM86 232V233H85ZM125 232V233H123ZM137 232V233H136ZM157 232V233H156ZM196 232V233H195ZM218 232L220 234H218ZM224 232V233H223ZM228 232V233H227ZM238 232V233H237ZM240 232V233H239ZM247 234H246V233ZM68 233V234H67ZM79 233L82 234L80 235L81 239L79 238V235H77ZM140 233V234H139ZM143 233V234H142ZM145 233V234H144ZM160 233V234H159ZM213 233H217V234H213ZM223 233V234H222ZM225 233H227V237L225 236ZM246 235H245V234ZM250 233V234H249ZM263 233V234H262ZM11 234V235H10ZM66 234V235H64ZM92 234V235H91ZM134 234V235H133ZM136 234V235H135ZM142 234V235H141ZM150 234V235H148ZM189 234V235H188ZM192 234V235H191ZM57 235V237L55 236ZM71 235L72 237L77 235L76 239H80L79 243L78 240H76L78 243L75 244V241H74V245L73 246H70L71 244H73L71 241H73L74 237L72 238L73 240H70L71 237L69 236ZM140 237H139V236ZM193 235H200V236H193ZM216 235V236H215ZM224 235V236H223ZM234 235V236H233ZM238 235V236H237ZM249 235V236H248ZM8 236H9V239H8ZM59 236V237H58ZM65 236V237H64ZM144 236V237H143ZM148 236V237H147ZM157 236V237H156ZM188 236V238H186ZM191 236V237H190ZM202 236V237H201ZM210 236V237H209ZM232 236V237H231ZM258 236V237H257ZM263 236V238H262ZM70 237V238H69ZM83 237L85 239H83ZM107 237V238H106ZM122 237V238H121ZM142 237V238H141ZM176 237V238H175ZM189 237L191 238L188 242L187 240L189 239ZM220 237V239H219ZM221 237H224V241ZM230 237V238H228ZM235 237V238H234ZM261 237V238H260ZM51 238V237H50ZM68 238V239H67ZM96 239V240H93ZM145 238V239H144ZM147 238V239H146ZM161 238V239H160ZM200 238V240H199ZM204 238V239H203ZM207 238V239H206ZM210 238V239H208ZM227 238H228V241H227ZM233 238V239H232ZM256 238V239H255ZM261 240V241H259ZM63 239L66 241V242H69L68 244L63 241ZM101 239L104 243L101 242ZM155 239H157L155 241ZM203 239V240H201ZM219 241H218V240ZM226 239V240H225ZM69 240V241H67ZM100 241L99 243L97 241ZM106 240V241H105ZM137 240V241H135ZM197 240V241H196ZM199 240V241H198ZM206 240V241H205ZM221 240V241H220ZM230 240V242H229ZM258 242H257V241ZM4 241H7L6 243H4ZM43 241V243H42ZM56 241V242H55ZM61 241H63L64 244L61 243ZM96 241L95 245L93 244V242ZM152 241V243H151ZM194 241V242H193ZM223 241V243H222ZM226 241V242H225ZM232 241V242H231ZM57 242L59 243V245L57 244ZM143 242V243H142ZM146 242V243H145ZM187 242V243H186ZM191 242V243H190ZM196 242V243H195ZM200 242V243H198ZM221 242V243H219ZM247 242V243H246ZM3 243V245H2ZM89 243V244H88ZM98 243V244H97ZM108 243V244H107ZM141 243V244H140ZM185 243V244H184ZM193 243V244H192ZM214 243V244H213ZM225 243L228 245H225ZM234 243V244H233ZM246 243V244H245ZM5 244L7 246V248L5 247ZM44 244V245H43ZM62 244V245H61ZM66 244V245H65ZM78 244V246H77ZM81 244V245H80ZM157 244V245H156ZM197 244V245H196ZM199 244V245H198ZM204 244V245H203ZM206 244V245H205ZM215 244H218V245H215ZM238 244V245H237ZM248 244V245H247ZM253 247H251V245ZM3 246V249L5 247V251H2V246ZM41 245V246H40ZM47 245V246H45ZM53 245V247L51 246ZM68 245V246H67ZM86 246V249L84 246ZM89 245V246H88ZM92 245V247H91ZM98 245V246H97ZM143 245V246H142ZM149 245V246H148ZM164 245H167V246H164ZM185 245V246H184ZM207 245H209L207 247ZM225 247H224V246ZM236 245V246H235ZM250 245V247H249ZM258 245V246H257ZM260 245V246H259ZM42 246H45V248H42ZM60 246V247H58ZM63 246V247H62ZM70 246V247H69ZM88 246V247H87ZM95 246V248H93ZM147 246V247H146ZM164 246V247H163ZM169 246V247H168ZM201 246V247H200ZM215 246V247H214ZM219 246V247H217ZM228 248H227V247ZM230 246V247H229ZM242 246H244L242 248ZM247 246V247H246ZM31 247V248H30ZM52 247V248H51ZM73 247V248H72ZM91 247V248H89ZM174 247V248H173ZM255 247V248H254ZM42 248V249H41ZM48 248V249H47ZM51 248V249H50ZM55 248V249H54ZM62 248V249H61ZM67 250V248L69 250L65 251V249ZM144 250H143V249ZM156 249L158 252L156 254ZM166 248V249H165ZM177 248V249H176ZM187 248V249H185ZM216 248V249H215ZM225 248V249H224ZM230 248V249H229ZM241 248V249H240ZM252 248V249H251ZM53 249V250H52ZM59 249V250H58ZM71 249V251H70ZM80 249V250H79ZM94 249V250H93ZM99 249L100 250H103V251H100L99 252ZM151 250V254L148 253V251L150 252ZM164 249V250H163ZM185 249V250H184ZM189 249V250H188ZM206 249V250H204ZM209 249V250H208ZM219 249H222V250H219ZM246 249V251H244ZM42 250V251H41ZM44 250V251H43ZM52 252H49L51 251ZM73 250V251H72ZM184 250V251H183ZM201 250V251H200ZM204 250V251H202ZM210 255L214 256L213 254H215V259H213V257H211L210 255H208L207 257V260L208 262H206L207 260L205 259L204 255H207L208 252ZM211 250V251H210ZM228 250V251H227ZM36 251V252H34ZM59 251V252H57ZM76 251V252H75ZM129 251V252H128ZM159 251H161V254L159 253ZM167 251V252H166ZM179 251V252H178ZM188 252H190V254H186ZM224 251H227L229 252V255L227 252L225 254ZM231 251V252H230ZM241 251V252H240ZM251 251V252H250ZM256 251V252H255ZM42 252V254H41ZM56 252L57 254L55 255ZM64 252V253H63ZM67 252V253H65ZM82 252V253H80ZM103 252V254H102ZM128 252V253H127ZM164 252V253H163ZM173 252V253H172ZM205 252L207 254H205ZM214 252V253H213ZM238 255H237V253ZM246 253L245 254V258H247V261L249 260L250 262H247L245 261V259L241 258L243 256V253ZM54 253V255H53ZM63 253V254H61ZM74 253V254H73ZM79 253V254H78ZM91 253V254H90ZM113 253V254H112ZM143 253V255H142ZM201 253V254H200ZM213 253V254H212ZM220 255L217 256L216 255ZM232 253V254H231ZM248 253V254H247ZM2 254V255H1ZM46 254V255H45ZM64 254H67L64 256ZM85 254V255H84ZM93 254H97L96 256L93 255ZM102 254V255H101ZM105 254V259H104V255ZM154 254V255H153ZM169 256H168V255ZM223 254V255H222ZM236 256H235V255ZM241 254V256L239 257V255ZM251 254V255H249ZM254 254V255H253ZM256 254V255H255ZM258 254L261 256H258ZM61 255V258L60 256ZM117 255V256H116ZM134 255V259L132 258V256ZM136 255V256H135ZM188 255V256H187ZM196 255V256H195ZM200 255V256H199ZM201 255H203V258L202 261L200 259H197L199 257H202ZM223 257H222V256ZM228 255V256H227ZM253 255V256H252ZM63 256V257H62ZM84 258H83V257ZM86 256V257H85ZM116 257L115 259H113L114 257ZM144 256V257H143ZM150 256V257H149ZM199 256V257H198ZM221 256V257H220ZM225 256V257H224ZM238 256V257H237ZM50 257V258H49ZM78 257V258H77ZM89 257V258H88ZM102 257V258H101ZM118 257V258H117ZM145 257H148L147 259ZM169 257V258H168ZM192 257V258H191ZM220 257V258H219ZM237 257V258H235ZM244 257V256H243ZM251 259H249V258ZM48 258V259H47ZM53 258V259H52ZM110 258L112 260H110ZM121 258V259H120ZM152 258V259H151ZM178 258V260H177ZM187 258V259H186ZM228 261L225 262V260ZM242 259V261H239L240 259ZM260 258V259H259ZM52 259V260H51ZM61 259V260H59ZM79 259V260H78ZM82 259V261H81ZM92 259V260H91ZM108 259V260H106ZM121 261H120V260ZM165 259V260H164ZM204 259V260H203ZM213 259V261H212ZM233 259V260H232ZM239 259V260H238ZM38 260V261H37ZM56 260H58L59 262H57ZM77 260V261H76ZM86 260V262H85ZM115 260V261H114ZM159 260V261H158ZM189 260V262H188ZM192 260V261H191ZM197 260V261H196ZM222 260V261H221ZM258 260V261H257ZM5 261V262H4ZM37 261V262H36ZM67 261V262H66ZM84 261V262H83ZM138 261V262H136ZM184 261V262H183ZM185 261H187L185 263ZM194 261V262H193ZM200 261V262H199ZM217 261L221 262V263H217ZM234 261V262H233ZM245 261V263H244ZM251 261H255L254 263ZM36 262V263H35ZM71 262V263H70ZM108 262V263H107ZM121 262V263H120ZM149 262V263H148ZM161 262V263H160ZM178 262V263H177ZM192 262V263H191ZM199 262V263H198ZM241 262V263H240ZM91 263V264H92ZM208 263V264H210Z\"/></svg>", "mask_w": 264, "mask_h": 264}, {"label": "bare ground", "instance_id": "2", "mask_svg": "<svg viewBox=\"0 0 264 264\" xmlns=\"http://www.w3.org/2000/svg\"><path fill=\"white\" fill-rule=\"evenodd\" d=\"M88 1V0H87ZM93 1H95V0H93ZM106 1V3L108 4V0H105ZM110 1V0H109ZM134 1H137V3L139 2V5H141V9H140V12H137L138 11V5L136 6V5H134ZM209 2H203L202 0H117V4H116V2L115 1H113V0H111V2L112 3H110V5L111 4H116L115 5V7H116V9L115 8H113L114 6L112 5V8L113 9H115L114 11L116 12V14L114 15L116 18L117 17H119L118 19H119V21H120V25H121V27L123 28V30L125 31V34H126V39H125V41H126V43L128 44V46H130V51H131V58L130 59H132V62L133 61H135L136 59H135V53L133 52V45L138 41V40H136V42H135V39H136V33L138 32V31H136V24H135V21L133 20V18H134V15L136 14V15H138L137 17H139L140 16V18L142 17V18H144V20L145 21H148L149 20V18H151V17H153V16H156V17H158L159 15H161L162 17H164L165 19H167V20H171V22H172V20H177V21H185V23L186 22H193V23H195L196 25H197V30H194V32H196L195 34H194V36H193V34H191V38L193 39V42H189L190 44H188L189 45V47L190 48H188V50H187V52L189 51V49H190V51L188 52V54H189V56L186 54V56L187 57H189V59H188V62H189V64H190V66H188L189 67V69L187 70V71H189L188 72V75L186 76V77H184V79L185 80H188L189 79V77H191V73H194L195 72V70L196 69H198L197 68V64H199L198 62H197V59H196V56H197V54H195V50H194V45H195V43H198L197 41H199V38H203V39H205V40H210V41H213V42H215V43H217V51H218V48H220V50H221V47L219 46L218 47V44H222V45H225V46H227V51L226 52H222L223 50H226V47H225V49H223L221 52L224 54H226L227 55V57H230V55H232V58H231V60L229 61V60H227V59H229V58H227L226 60L227 61H229V63H227V61H226V64H223V65H221V66H219V67H221V69H226L225 71H223L226 75L228 74V72L236 65V64H243L244 65V63L247 61H249V60H255V61H257V62H259V63H261L262 65L261 66H263L264 65V22H263V24H262V20L264 19L263 17H264V14H263V17H261V11H260V17L261 18H263V19H261L260 17H259V19H258V21L256 22V24L255 25H253V20H254V18L253 17H255V16H257L258 17V15H257V12H259L258 10H260L262 7V9L264 10V0L263 1H261V2H259V1H257V2H259V5H260V3L262 4V6L260 5V9L259 8H257L258 6V3H257V5H254L255 7H254V10H255V15H254V13H252L254 10H253V8L250 6V4H249V6L252 8V12L249 14L250 15V17H252V15H254L252 18H250V17H246V14H248V8H246L245 10H247V13L246 12H244L245 10L243 9V8H241V7H243L242 5H240L239 3H238V1L239 0H235L237 3H238V6L240 7V8H238L237 10H238V14H236V15H234V12H237V10H236V6L234 7V9L236 10V11H234L233 10V12H231V9H230V7L229 6H224V4L225 3H223V5H219L220 7H214V6H212L211 4V6L210 5H208L209 3H210V0H208ZM234 1V2H235ZM243 1V0H242ZM242 1H241V3H242ZM245 1H247V2H249L248 0H245ZM245 1H243V2H245ZM84 2H86L85 0H0V88L2 87V85H3V83L4 84H7V83H12L13 82V80H12V78H10L11 76H15V74L17 75H19L20 73H22L23 72V69H22V66L24 65L23 64V60H22V58H23V56H24V54H25V52H27L26 54L29 56V54H28V52H33L34 53V58L35 59H40V58H43L44 56H47V54H48V51L45 49L46 47H43L42 46V43H48V41H49V38L50 37H52V39L53 40H56V42L55 43H53V42H51V43H49V46H47V47H49V50L51 51V53H50V55H49V57L50 58H54L55 56H57L56 55V52H57V48H59L61 45H60V43L63 45V49L65 50L64 51V55H65V52H66V54H67V51H71L70 50V48L72 49V47L71 46H73V45H71V46H66V45H64L63 43H65V42H67V40L66 41H64V35H63V33H62V27L59 25V28L57 29V28H55V27H57V25H52L54 28H55V32L53 31V29L52 28H50V24L52 23V24H61V23H57L58 22V20L57 19H60V18H62L63 17V15H62V13H64V9L65 8H68V7H70V6H75L74 8L75 9H77L76 11H78L79 12V10L81 9V7H79V3H83L84 4ZM114 2V3H113ZM214 2V1H213ZM223 2H226L227 3V1H224L223 0ZM206 3H208V4H206ZM219 3H221V2H219L218 1V4ZM246 3V2H245ZM252 3V2H251ZM253 3H255V2H253ZM82 4V5H83ZM94 5L96 4V2H94L93 3ZM136 4V3H135ZM236 4V3H235ZM234 4V5H235ZM243 4V3H242ZM248 4V3H247ZM246 4V5H247ZM106 5V4H105ZM215 5L216 6H218L216 3H215ZM96 6V5H95ZM96 7H98L99 8V6L97 5ZM95 7V8H96ZM106 7V6H105ZM250 7H249V9H250ZM55 8H56V10H55ZM73 8V9H74ZM104 8V7H103ZM111 8V7H110ZM111 8V9H112ZM244 8H245V4H244ZM255 8H257V9H255ZM105 9H107V8H105ZM67 10V9H66ZM82 10V9H81ZM96 10H98V9H95V11ZM257 10V11H256ZM262 10V12H264ZM67 11H69V10H67ZM91 11V10H90ZM251 11V10H250ZM249 11V12H250ZM60 12V13H59ZM66 12V11H65ZM92 12V11H91ZM96 12H101L100 11V9H99V11H96ZM106 10L104 11V13H105V18L107 19L108 17H110V13H112V10L110 11V13L108 14V12H107V14H106ZM136 12V13H135ZM55 13H57L56 15H54ZM233 13V14H232ZM52 14H53V16H52ZM70 14V13H69ZM73 14V13H72ZM90 14H92V13H90ZM97 14V13H96ZM102 14H103V12H102ZM101 14V15H102ZM112 15V14H111ZM66 16V15H65ZM95 16V15H94ZM99 16V15H98ZM248 16V15H247ZM67 17V16H66ZM65 17V18H66ZM70 17V16H69ZM83 17V16H82ZM87 17V16H86ZM90 17V15L88 16V18ZM102 17V16H101ZM113 17V16H112ZM160 17V16H159ZM98 18V17H97ZM114 18V17H113ZM141 18V19H142ZM104 19V18H103ZM105 19V20H106ZM152 19V18H151ZM249 19H250V21H249ZM252 19V20H251ZM257 19H255V20H257ZM82 20H84V19H82ZM102 20V19H101ZM108 20V19H107ZM153 20V19H152ZM60 21V20H59ZM65 21V20H64ZM77 21H78V16L77 15H72L71 16V20H70V22L72 23V24H75V23H77ZM110 21V20H109ZM114 21V20H113ZM137 21V20H136ZM151 21V20H150ZM149 21V22H150ZM153 21H155V19L153 20ZM61 22V21H60ZM80 22H81V20H80ZM80 22H78V23H80ZM84 22H85V20H84ZM88 22V21H87ZM91 22V21H90ZM108 22V21H107ZM111 22H112V20H111ZM111 22H109V23H111ZM161 22V21H160ZM164 21L162 20V24H164L163 23ZM170 22V21H169ZM252 22V23H251ZM63 23V22H62ZM66 23V22H65ZM64 23V24H65ZM78 23H77V26H78ZM102 23H104V22H102ZM114 23V22H113ZM113 23H111V24H113ZM115 23H117V20H116V22ZM154 23V22H153ZM157 23V22H156ZM177 22H175L174 24H176ZM66 24H68V23H66ZM83 24H85V23H81V24H79V25H83ZM119 24V23H118ZM151 24V23H150ZM169 24V23H168ZM173 24V23H172ZM173 24V25H174ZM178 25H179V23H177ZM186 24H188V23H186ZM71 25V24H70ZM70 25H68V26H70ZM86 25V24H85ZM108 25H110V24H108ZM153 25V24H152ZM177 25V26H178ZM182 25H184V24H182ZM62 26H64V25H62ZM67 26V25H66ZM115 26V25H114ZM117 26H119V25H117ZM65 27V26H64ZM72 27V26H71ZM108 27V29L107 30H110L109 29V27H111V25L110 26H107ZM154 27V26H153ZM171 27V26H170ZM179 27H180V25H179ZM178 27V28H179ZM70 28V27H69ZM75 28V27H74ZM97 28V27H96ZM121 28V29H122ZM181 28V27H180ZM188 28H189V25H188ZM56 29H57V32L60 30V32L59 33H56ZM65 29V28H64ZM67 29H68V27H67ZM76 30H77V27L75 28ZM75 29H71L70 28V31H75ZM80 29H81V26H80ZM116 29V28H115ZM115 29H113V31L115 32ZM165 29V28H164ZM190 29H192V32H193V28H191L190 27ZM190 29H188V31L190 30ZM79 30V29H78ZM97 30H100V29H97ZM105 30V29H104ZM66 31V30H65ZM112 31V32H113ZM162 31V30H161ZM161 31H159V32H161ZM68 32H69V30H68ZM77 32V31H76ZM80 32V31H79ZM85 32V31H84ZM99 32V31H98ZM101 32V31H100ZM117 32V31H116ZM120 32V31H119ZM140 32V31H139ZM151 32V31H150ZM158 32V33H159ZM180 32H181V30L179 31V35L178 36H180ZM183 32V31H182ZM73 33V32H72ZM103 33V32H102ZM109 33H111V32H109ZM118 33V32H117ZM148 33V32H147ZM188 33H191V32H187V34ZM70 32H69V36H70ZM74 34V33H73ZM76 34V33H75ZM79 34H81V33H79ZM83 34V33H82ZM81 34V35H82ZM108 34V33H107ZM113 34V33H112ZM112 34H110V36L112 35ZM138 34V33H137ZM161 34V33H160ZM169 34V33H168ZM168 34H166L167 36H165V39L167 38L168 40H169V35ZM178 34V33H177ZM186 34V35H187ZM68 35V34H67ZM78 35V34H77ZM96 35V34H95ZM109 35V34H108ZM116 35V34H115ZM138 35H140V34H138ZM158 35V34H157ZM164 35H165V33L164 32H162V36L160 37V39H159V41L161 40H163V39H161L162 37L164 38ZM171 35V34H170ZM190 34H188V36H189ZM69 36L68 37H66V39L67 38H69ZM86 36V35H85ZM99 36V35H98ZM102 36L103 35H101L100 37L102 38ZM173 36H175V35H173L172 34V37ZM75 37H77L76 35H75ZM79 37H81V36H79ZM82 37H83V35H82ZM81 37V38H82ZM108 38L107 39H109V36H107ZM114 37H116V36H114ZM145 37V36H144ZM171 37V36H170ZM181 37H183L182 39H185V37L187 38V36H184V34H181ZM73 38V37H72ZM71 38V39H72ZM86 38V37H85ZM97 38V36H95V38L93 37L92 38V40L94 39V43H96L95 42V40H98V39H96ZM101 38H99V39H101ZM110 38H112L113 39V37H110ZM116 38H118V37H116ZM120 38V37H119ZM142 38V37H141ZM174 38V37H173ZM173 38H172V40H171V42L172 41H174L173 40ZM73 39H75V38H73ZM72 39V40H73ZM104 39V38H103ZM106 39V38H105ZM191 39V40H192ZM117 40V39H116ZM142 40H144V38L142 39ZM141 40V41H142ZM178 40H179V37H178ZM187 40V39H186ZM75 41H76V39L74 40V43H75ZM80 41V40H79ZM111 42L110 43H112V42H114V41H112V40H110ZM140 40H139V42H141ZM150 41V40H149ZM155 41V40H154ZM164 41V40H163ZM165 41H167V40H165ZM164 41V42H165ZM170 41V40H169ZM180 41V40H179ZM184 41V40H183ZM50 42V41H49ZM69 42V41H68ZM67 42V43H68ZM85 42V41H84ZM98 42H99V40H98ZM97 42V43H98ZM104 42H106V40H104ZM139 42H137L136 44H135V46H139L140 47V45H142V44H144L146 47H145V51H148L149 49H147V47H148V45H149V43L146 41V42H143L142 41V44H140ZM152 42V41H151ZM163 42V43H164ZM175 42V41H174ZM202 42V41H201ZM207 42V41H206ZM212 42V43H213ZM23 43H26L27 45H29V46H24L23 45ZM73 43V41H71L70 42V44H74ZM87 43V42H86ZM100 43V42H99ZM98 43V44H99ZM102 43V42H101ZM100 43V44H101ZM115 43H116V41H115ZM139 43V44H138ZM160 43V42H159ZM159 43H157V44H159ZM177 43H179V42H177ZM182 43V42H181ZM76 44H77V42H76ZM75 44V45H76ZM103 44V43H102ZM117 44V43H116ZM125 44V43H124ZM156 44V43H155ZM154 44V45H155ZM205 44V43H204ZM208 44V43H207ZM59 45V46H58ZM96 45V44H95ZM95 45H94V47H95ZM107 44L105 43L104 44V46H106ZM166 45V44H165ZM178 45V44H177ZM180 45V44H179ZM203 45V44H202ZM202 45H200L201 46V48H202ZM206 45V44H205ZM210 45H211V43H210ZM214 45H216V44H214ZM221 45V46H222ZM78 46V45H77ZM77 46H73V48L75 47V49H74V53L76 54V53H78V54H80V51H79V49L77 48L76 49V47ZM81 46V45H80ZM102 46V45H101ZM101 46H100V48H101ZM107 46H111V45H109V42H108V45ZM107 46L106 47H104V50H105V48L107 49ZM126 46V45H125ZM157 46V45H156ZM155 46V47H156ZM172 46V45H171ZM209 46V45H208ZM60 47V49H61V52H63L62 50V48ZM79 47V46H78ZM83 47V46H82ZM91 47V46H90ZM112 48H113V44H112V46H111ZM110 47V48H111ZM115 47H117V46H115ZM152 47H154V46H152ZM151 47V48H152ZM157 47H159V46H157ZM162 47V46H161ZM188 47V46H187ZM211 47H213V48H215L216 46H209V48L211 49ZM32 48H33V50H32ZM92 48V47H91ZM90 48V49H91ZM98 48V47H97ZM110 48H108L107 50L109 51V49ZM121 48V47H120ZM143 48L144 47H142V51H143ZM164 48V47H163ZM170 48V47H169ZM198 48V47H197ZM212 48V49H213ZM94 49H96V47L94 48ZM103 49V48H102ZM141 49V48H140ZM165 49H166V47H165ZM165 49H163V50H165ZM178 49H179V47H178ZM204 49V48H203ZM208 49V47L206 48V52H207V54L210 52V50H207ZM73 50V49H72ZM97 50H99V49H97ZM104 50H103V52H104ZM106 50V53L108 52ZM115 50H117L116 48H115ZM201 50V49H200ZM219 50V51H220ZM81 51H83L84 52V50H81ZM95 51V50H94ZM94 51H92V52H94ZM118 51H120L119 49H118ZM124 51V50H123ZM130 51H129V53H130ZM159 51V50H158ZM177 51V50H176ZM212 51V50H211ZM213 51H214V49H213ZM212 51V52H213ZM24 52V54H22V53ZM98 52V54H99V52H101L100 53V55L101 54H103L102 53V50L101 51H97ZM154 52V51H153ZM160 52V51H159ZM170 53L172 52V51H169ZM205 52V50H203V53ZM221 52H219L220 53V55L222 56V54H221ZM60 53V52H59ZM96 53V52H95ZM123 53V52H122ZM174 53V52H173ZM183 53V52H182ZM181 53V54H182ZM214 53V52H213ZM219 53H217V55H219ZM26 54H25V56H26ZM72 54V52H70V54H68V55H71ZM77 54V55H78ZM92 54V53H91ZM148 55H149V53H147ZM153 54V53H152ZM157 54H159V53H157ZM157 54H156V56H157ZM160 54H161V52H160ZM162 54H164V52H162ZM161 54V55H162ZM169 54V53H168ZM167 54V55H168ZM172 54V53H171ZM170 54V55H171ZM199 54V53H198ZM201 54V53H200ZM216 54V53H215ZM224 54V55H225ZM73 56H74V54H72ZM71 55V56H72ZM104 55V54H103ZM118 55V54H117ZM120 55V54H119ZM165 55V54H164ZM169 55V56H170ZM177 55H179L178 53H177ZM204 55H205V53H204ZM222 56V58H220V59H224V57L226 56ZM76 56V55H75ZM98 56V55H97ZM163 56V55H162ZM174 56V55H173ZM209 56L211 57V56H214L212 53L211 54H209ZM209 56H208V58H209ZM216 56V55H215ZM214 56V57H215ZM60 57V56H59ZM67 57V56H66ZM76 57H78V56H76ZM99 57V56H98ZM154 57V56H153ZM163 57H165V56H163ZM168 57V56H167ZM171 57V56H170ZM177 57V56H176ZM175 57V58H176ZM179 57V56H178ZM185 57V56H184ZM220 57V56H219ZM219 57H215V59H218ZM57 58V57H56ZM55 58V59H56ZM69 57H67V59H68ZM110 58V57H109ZM118 58V57H117ZM146 58V57H145ZM175 58H174V60H175ZM180 59H181V57H179ZM178 58V59H179ZM183 58V57H182ZM201 58V57H200ZM206 58V57H205ZM212 58V57H211ZM24 59H26V58H24ZM60 59H61V57H60ZM70 59V58H69ZM68 59V60H69ZM71 59H74V57H72ZM70 59V60H71ZM78 59V58H77ZM81 59V58H80ZM83 59V58H82ZM81 59V60H82ZM108 59V58H107ZM111 59V58H110ZM186 59V58H185ZM214 59V60H215ZM219 59V63L218 64H220L221 62V60ZM76 60V59H75ZM109 60V59H108ZM168 60H170V59H168ZM177 60V59H176ZM175 60V62H177ZM183 60V59H182ZM187 60V59H186ZM190 60V61H189ZM214 60H212V61H214ZM25 61V60H24ZM56 61V60H55ZM73 61V60H72ZM105 61H107V60H105ZM180 61V60H179ZM202 61V60H201ZM212 61H211V63H212ZM223 61V63H224V61L225 60H222ZM41 62V61H40ZM86 62V61H85ZM88 62V61H87ZM86 62V63H87ZM103 62H104V60H103ZM111 62V61H110ZM216 62H218V61H216ZM215 62V63H216ZM26 63V62H25ZM56 63H59V62H56ZM62 63V62H61ZM61 63H59V64H61ZM75 63H77V61L75 62ZM85 63V64H86ZM97 63V62H96ZM108 63V62H107ZM112 63V62H111ZM110 63V64H111ZM147 63V62H146ZM174 63V62H173ZM173 63H171V64H173ZM178 63V62H177ZM177 63H174V64H177ZM203 63H206V62H203ZM214 63V64H215ZM251 63V62H250ZM28 64V63H27ZM35 64V63H34ZM43 64V63H42ZM99 64H101V62L99 63ZM103 64V63H102ZM115 63H113V65H114ZM145 64V63H144ZM179 64V63H178ZM177 64V66L179 67V65ZM62 65V64H61ZM83 65V64H82ZM93 66L95 65L94 63L92 64ZM108 65V64H107ZM106 64L104 65V66H107ZM139 65V64H138ZM161 65H162V63H161ZM170 65V64H169ZM169 65H167V66H169ZM207 65V64H206ZM212 65V64H211ZM210 65V66H211ZM224 65H228L227 67L225 66V68H223V66ZM246 65V64H245ZM26 66V65H25ZM30 66V65H29ZM32 66V65H31ZM39 66V65H38ZM46 66V65H45ZM77 66V65H76ZM85 66V65H84ZM91 66V65H90ZM89 65H88V67H90ZM93 66H91V68L93 67ZM109 66V65H108ZM111 66V65H110ZM115 66V65H114ZM122 66V65H121ZM124 66V65H123ZM164 66H166V65H164ZM172 66V65H171ZM209 66V65H208ZM237 66V65H236ZM246 66H248V65H246ZM246 66H244V67H246ZM256 66H258V65H256ZM27 67V66H26ZM62 67H63V65H62ZM77 67H79L80 68V66L78 65ZM75 68V69H78V68ZM83 67V66H82ZM81 67V68H82ZM97 68H98V66H96ZM100 67H103V65L102 66H100ZM161 67V66H160ZM200 67V66H199ZM217 67H218V65H217ZM239 67V66H238ZM242 67V65L239 67V68H241ZM28 68V67H27ZM51 68V67H50ZM58 68V67H57ZM61 68V67H60ZM66 68V67H65ZM85 68V67H84ZM94 68V67H93ZM96 68V69H97ZM108 68H110V67H108ZM125 68V67H124ZM164 68V67H163ZM173 68V67H172ZM184 68V67H183ZM205 68V67H204ZM239 68L237 69V67L235 68L236 70H238V73H239ZM248 67H246V69H247ZM59 69V68H58ZM63 69V68H62ZM103 69V68H102ZM114 69V68H113ZM116 69V68H115ZM170 69L171 68H169V71H170ZM178 69V68H177ZM180 69V68H179ZM178 69V70H179ZM186 69V68H185ZM206 70H207V68H205ZM218 69H220V68H218ZM217 69V70H218ZM234 69V70H235ZM67 70V69H66ZM79 70V69H78ZM92 69H90L89 70V68H88V71L90 72ZM100 70V69H99ZM118 70V69H117ZM122 70V69H121ZM167 70V69H166ZM181 70H183V69H181ZM234 70H232V71H234ZM243 70H244V68H243ZM249 70V69H248ZM47 70H46V68H45V72H46ZM49 71V70H48ZM51 71V70H50ZM61 71V70H60ZM65 71V70H64ZM87 71V72H88ZM94 71H95V69H94ZM107 71V70H106ZM113 71V70H112ZM125 71V70H124ZM126 71H127V69H126ZM164 72H165V70H163ZM199 71H201V70H199ZM211 71V70H210ZM219 71V70H218ZM221 71V70H220ZM231 71V72H232ZM253 71H257L256 69L255 70H253ZM260 70H258V72H259ZM66 72V71H65ZM107 72H109V71H107ZM144 72V71H143ZM176 72V71H175ZM178 72V71H177ZM203 72V69H202V71H201V73ZM214 72H215V70H214ZM222 72V71H221ZM220 72V74H223V72L221 73ZM235 72H237V71H235ZM234 72V73H235ZM247 72V71H246ZM245 72V73H246ZM250 72H252V70H250L249 71V73H247V75L248 74H250ZM257 72V73H258ZM264 72V71H263ZM48 74H49V72H47ZM140 73V72H139ZM150 73H151V71H150ZM166 73V72H165ZM196 73V72H195ZM201 73H198L199 74V76H202V75H200ZM208 73H209V71H208ZM216 73H217V71H216ZM216 73H214L215 75H216ZM233 73V72H232ZM231 73V74H232ZM237 73V74H238ZM254 74H255V72H253ZM256 73V74H257ZM261 72H259V74H260ZM46 74V73H45ZM47 74V75H48ZM68 74V73H67ZM92 75H93V77H96V74H94L93 73V70H92V73H91ZM154 74V73H153ZM153 74H150V75H152L153 76ZM204 74H205V72H204ZM203 74V75H204ZM219 74V73H218ZM217 74V75H218ZM224 74V75H225ZM231 74H230V76H231ZM237 74L235 75H233V76H235L234 78H236L237 80H236V82L238 81V76H237ZM242 74V73H241ZM262 74V73H261ZM61 75V74H60ZM95 75V76H94ZM100 75V74H99ZM124 75V74H123ZM126 75V74H125ZM164 75V74H163ZM176 75V74H175ZM212 75V74H211ZM214 75V76H215ZM223 75V76H224ZM253 75V74H252ZM251 75V76H252ZM264 75V74H263ZM59 76V75H58ZM64 76H66V75H64ZM136 77H137V75H135ZM151 76V77H152ZM206 76V75H205ZM204 76V77H205ZM213 76V77H214ZM220 76V75H219ZM222 76V75H221ZM228 76V75H227ZM232 76V77H233ZM30 77V76H29ZM55 77L57 78V76H56V74H55V71L54 72H50V74H49V77H48V79L50 78L51 80L50 81H52L53 79H55ZM59 77H61V76H59ZM58 77V78H59ZM99 77V76H98ZM160 77H161V75H160ZM183 77V76H182ZM203 77V78H204ZM216 77V76H215ZM218 77V76H217ZM254 77H256V76H254ZM254 77H251L252 78V81L255 79ZM36 78V77H35ZM35 78L33 79V80H35ZM47 78V77H46ZM65 78V77H64ZM101 78V77H100ZM129 78V77H128ZM135 78V77H134ZM201 79H203L202 77H200ZM211 78V77H210ZM209 78V79H210ZM222 78V77H221ZM226 78V77H225ZM239 78H240V74H239ZM242 78V77H241ZM246 78V77H245ZM254 78V79H253ZM15 79H17V78H15ZM19 80L21 79V77L20 78H18ZM17 79V81H19ZM47 79V80H48ZM91 79H93V83H94V81H95V79L94 78H92L91 77ZM89 80L88 79V81H92V80ZM127 79V78H126ZM153 79V78H152ZM151 79V80H152ZM158 79V78H157ZM165 79V78H164ZM223 79V78H222ZM247 79H250V76L247 78ZM12 80V81H11ZM56 80V79H55ZM58 80V79H57ZM67 80V79H66ZM69 80V79H68ZM83 80H85V79H83ZM97 80H98V78H97ZM166 80V79H165ZM173 80H174V78H173ZM179 80V79H178ZM207 80V79H206ZM205 80V81H206ZM214 81H216V79H213ZM227 80V79H226ZM225 80V82L227 83L228 82V80L226 81ZM241 80H243V78L241 79ZM241 80H240V82H241ZM256 80V79H255ZM22 81V80H21ZM29 81V80H28ZM64 81V80H63ZM72 81V80H71ZM88 81H87V84H88ZM100 81V80H99ZM155 81V80H154ZM164 81V80H163ZM169 81V79L168 80H166V82H168ZM194 81V80H193ZM210 81H212V79L210 80ZM209 81V82H210ZM222 81V80H221ZM231 81V80H230ZM230 81H229V83H227V84H229V86H227L228 88L232 85V84H230ZM235 81V80H234ZM233 81V78H232V83L234 82ZM247 81H249V80H247ZM16 81L14 80V83H15ZM24 82V81H23ZM37 82V81H36ZM48 82H49V80H48ZM52 82H56V81H52ZM52 82H50V83H52ZM64 82H66V81H64ZM74 82V81H73ZM72 82V83H73ZM96 82V81H95ZM139 82V81H138ZM152 82V81H151ZM165 82V83H166ZM224 82V81H223ZM220 83V87L221 88H224V83ZM235 82V83H236ZM239 82V83H240ZM258 82V81H257ZM20 83V82H19ZM18 83V84H19ZM25 83H26V81H25ZM24 83V84H25ZM49 83V84H50ZM57 83V82H56ZM78 82L76 81V83L74 84V85H76ZM82 83V82H81ZM90 83V82H89ZM92 83V84H93ZM194 83V82H193ZM215 83V82H214ZM247 83V82H246ZM250 83V82H249ZM259 83H261V82H259ZM17 84V83H16ZM36 84V83H35ZM84 84V83H83ZM114 84V83H113ZM142 84V83H141ZM144 84V83H143ZM142 84V85H143ZM174 84V83H173ZM179 84V83H178ZM207 84H208V81H207ZM213 84V83H212ZM216 84V83H215ZM238 84V82L236 83V85ZM240 84H242V83H240ZM239 84V85H240ZM245 84V83H244ZM252 84V83H251ZM251 84H248V86L249 85H251ZM13 85V84H12ZM73 85V84H72ZM71 85V86H72ZM82 85V84H81ZM85 85V84H84ZM84 85H82V86H84ZM90 85V84H89ZM106 85V84H105ZM122 85V84H121ZM177 85V84H176ZM209 85H210V83H209ZM226 85V84H225ZM256 85V84H255ZM261 85H263V84H261ZM37 86V85H36ZM79 86V85H78ZM125 86V85H124ZM123 86V87H124ZM157 86V85H156ZM183 86H184V84H183ZM193 86V85H192ZM191 86V88H193ZM205 86H206V83H205ZM204 86V87H205ZM212 86V85H211ZM215 85H213V87H214ZM233 86H235V84L233 85ZM259 86H260V84H259ZM27 87V86H26ZM25 87V88H26ZM38 87V86H37ZM76 87V86H75ZM87 87V86H86ZM89 87V86H88ZM91 87H94V86H91ZM114 87H115V85H114ZM120 87V86H119ZM141 87V86H140ZM143 87V86H142ZM177 87H178V85H177ZM182 87V86H181ZM189 87V86H188ZM188 87H186V88H188ZM209 87V86H208ZM218 87V86H217ZM227 87H226V89H227ZM247 87V86H246ZM245 87V88H246ZM251 86H249V88H250ZM252 87H253V85H252ZM251 87V88H252ZM255 87V86H254ZM253 87V88H254ZM257 87V86H256ZM255 87V88H256ZM78 88V87H77ZM76 88V89H77ZM84 88V87H83ZM100 88V87H99ZM121 88H122V86H121ZM190 88V87H189ZM210 88V87H209ZM215 88V87H214ZM232 88V87H231ZM235 88V87H234ZM240 88H241V85H240ZM250 88V89H251ZM258 88V87H257ZM261 88H263V87H261ZM85 89V88H84ZM89 89H90V87H89ZM94 89H96V88H94ZM98 89V88H97ZM142 89V88H141ZM141 89H139V90H141ZM196 89V88H195ZM194 89V90H195ZM205 89H207V87L205 88ZM211 89H213V88H211ZM218 89V91L216 92L215 91V89H213L215 92H216V96H217V98L219 97V96H221L222 95V91H219V89L220 88H217ZM216 89V90H217ZM237 89H239L238 88V86H237ZM248 89V88H247ZM259 89H260V87H259ZM264 89V88H263ZM263 89H261V90H263ZM26 90H27V88H26ZM86 90V89H85ZM91 90V89H90ZM113 90L115 91L114 92V94L117 92V90H115V88H113ZM119 91H120V89H118ZM136 90V89H135ZM167 90V89H166ZM190 90V89H189ZM188 90V91H189ZM230 90V89H229ZM240 90V89H239ZM253 90V89H252ZM255 90V89H254ZM12 91V90H11ZM69 91V90H68ZM67 91V92H68ZM74 91V90H73ZM79 91V90H78ZM93 91V90H92ZM91 91V92H92ZM118 91V92H119ZM127 91V90H126ZM150 91V90H149ZM203 91H204V89H203ZM211 91V90H210ZM209 91V92H210ZM226 91V90H225ZM235 91V90H234ZM242 91V90H241ZM250 91V90H249ZM256 91V90H255ZM260 91V90H259ZM259 91H256V92H259ZM9 92V91H8ZM19 92V91H18ZM17 92V93H18ZM21 92V91H20ZM29 92V91H28ZM31 92L32 91H30V94H31ZM47 92V91H46ZM77 92V91H76ZM96 92V91H95ZM95 92H94V94H95ZM108 92V91H107ZM117 92V93H118ZM122 92V91H121ZM121 92H120V94H121ZM164 92V91H163ZM214 92V93H215ZM222 92V93H221ZM228 92V91H227ZM233 92V91H232ZM252 93H250L249 95H250V98H248L249 100L251 99V96H253L254 95V97H255V94H253L254 92L253 91H251ZM23 93V92H22ZM42 93V92H41ZM78 93V92H77ZM86 93V92H85ZM97 93V92H96ZM125 93V92H124ZM124 93H122L123 94V96H125V95H127V94H124ZM135 93V92H134ZM207 93V92H206ZM212 93H213V91H212ZM229 93H231V91H229ZM229 93H223V94H228L229 95ZM242 93V95H243V92H241ZM244 93H245V90H244ZM247 93V92H246ZM262 93H264V91H262ZM262 93H260V94H262ZM15 94V93H14ZM83 94H84V92H83ZM93 94V93H92ZM91 94V95H92ZM94 94L92 95L93 97L91 98L90 96V98H91V101L92 102H90V104H93V103H96L95 105H97V101L96 102H93L94 101V99L95 98H97V96H98V93L95 95L96 97L94 98ZM121 94V95H122ZM131 94H133V93H131ZM130 94V95H131ZM144 94V93H143ZM198 94V93H197ZM237 95L239 94V93H236ZM248 94V93H247ZM258 94V93H257ZM6 95H8V94H6ZM12 95V94H11ZM28 95V94H27ZM32 95H34L33 93H32ZM56 95V94H55ZM85 95V94H84ZM117 95V94H116ZM119 95V94H118ZM120 95V96H121ZM134 95V94H133ZM132 95V96H133ZM199 95V94H198ZM207 95V94H206ZM232 95V94H231ZM46 95H44V97H45ZM101 96V95H100ZM120 96H118L117 98H118V100H120L121 99V97ZM129 95H127L126 97H128ZM136 96V95H135ZM153 96V95H152ZM155 96V95H154ZM175 96V95H174ZM197 96V95H196ZM200 96V95H199ZM211 96V95H210ZM213 96V95H212ZM232 96H235V95H232ZM239 96V95H238ZM263 97H264V95H262ZM10 97V96H9ZM8 97V98H9ZM32 97V96H31ZM43 97V96H42ZM126 97H124V98H126ZM143 97V96H142ZM182 97V96H181ZM202 97H204V96H202ZM209 97V96H208ZM225 98V101H227L226 100V96H224ZM249 97V96H248ZM5 98V97H4ZM18 98V97H17ZM94 98V99H93ZM115 98V97H114ZM116 98V99H117ZM176 98L177 97H174L173 99L174 100H176ZM180 98V97H179ZM196 98V97H195ZM194 98V99H195ZM198 98V97H197ZM214 98V97H213ZM216 98V97H215ZM215 98L212 100V98H210L211 99V101H214L215 100ZM223 98V97H222ZM240 98V97H239ZM242 98V97H241ZM258 98H261L260 99V101L261 100H263L262 99V97H260V96H258ZM11 99V98H10ZM20 99V98H19ZM31 99V98H30ZM39 99H40V97H39ZM46 99H48V98H46ZM93 99V100H92ZM99 99V98H98ZM115 99V100H116ZM128 99V101L130 100L129 99V97L127 98ZM135 99H137V98H135ZM145 99V98H144ZM193 98L190 100V102H192L193 103V101L192 100H194ZM221 99V98H220ZM232 99H235L234 97H232ZM236 99H238L237 98V96H236ZM235 99V100H236ZM257 98H255L254 100L256 101V102H258L259 103V100L257 101L256 100ZM13 100V99H12ZM34 100V99H33ZM88 100H89V98H88ZM117 100V102H119ZM124 100V99H123ZM134 100V99H133ZM148 100V99H147ZM229 100V99H228ZM234 100V101H235ZM241 100V99H240ZM247 100V99H246ZM9 101V100H8ZM11 101V100H10ZM15 101H16V99H15ZM121 101L122 100H120V104H122L121 103ZM124 101H126V100H124ZM127 101V102H128ZM155 101V100H154ZM178 101V100H177ZM189 101V100H188ZM217 101V100H216ZM234 101H232V102H234ZM264 101V100H263ZM262 101V102H263ZM13 102V101H12ZM17 102V101H16ZM45 102V101H44ZM116 102V103H117ZM160 102V101H159ZM158 102V103H159ZM220 102H221V100H220ZM228 102H230V101H228ZM227 102V103H228ZM237 102V101H236ZM235 102V103H236ZM244 102V101H243ZM251 102H252V100H251ZM19 103V102H18ZM118 103V105H120ZM126 103V102H125ZM124 103V104H125ZM147 103V102H146ZM196 103V102H195ZM209 103H211L212 104V102H210L209 101ZM221 103H223V102H221ZM220 103V105L219 106H217L218 107V111L220 112V113H223V112H226V110H229V109H232V106H235V105H233L232 103H229V104H227V103H223V104H221ZM246 103H247V101H246ZM244 104V103H242V104H239L241 107L239 108V106H235L234 107V109L235 110H233L232 109V111H234V113H235V115H238L239 116V114H240V116H241V118H243L244 116H242V115H244V114H242L245 110L244 109H246L247 108V106H249L250 104H249V102H248V105L247 104ZM255 103V102H254ZM5 104V103H4ZM8 103H6V106H10V105H7ZM90 104H88V105H90ZM157 104V103H156ZM190 104V103H189ZM231 104H232V106H231ZM237 103H236V105H238ZM2 105V104H1ZM17 105V104H16ZM147 105V104H146ZM165 105V104H164ZM194 105V104H193ZM210 105V104H209ZM217 105V104H216ZM256 105V104H255ZM97 106H99V105H97ZM100 106H102V105H100ZM122 106V105H121ZM149 106V105H148ZM179 106V105H178ZM250 106H253V107H251V111L253 112L252 114H250L249 113V110H246V111H248V113H247V115H245V116H250L249 117V119H251V118H253V122H252V127L253 126H255L256 125V123L261 119V116H262V113L264 112V106H262V107H259L258 106V104H257V108L256 107H254V105H250ZM2 107V106H1ZM4 107H5V105H4ZM4 107H2V108H4ZM88 107V106H87ZM184 107H186V106H184ZM189 107V105L187 106V108ZM191 107V106H190ZM195 107V106H194ZM210 107V106H209ZM216 107V106H215ZM9 108H11V107H9ZM9 108H4V112H5V109L7 110V112H8V109ZM117 108V107H116ZM120 108L121 107H119V110H120ZM192 108V107H191ZM250 108V107H249ZM17 109V108H16ZM65 109V108H64ZM118 109V108H117ZM177 109V108H176ZM197 109V108H196ZM195 109V110H196ZM3 110V109H2ZM10 110V109H9ZM15 110V109H14ZM20 110V109H19ZM66 110V109H65ZM141 110V109H140ZM178 110H179V108H178ZM11 111H12V109L10 110V112H9V114L11 113ZM91 111V110H90ZM89 111V112H90ZM117 111V110H116ZM188 111V110H187ZM191 111V110H190ZM231 111V110H230ZM245 111V112H246ZM0 112H1V109H0ZM13 112V111H12ZM20 112V111H19ZM18 112V113H19ZM27 112V111H26ZM44 112V111H43ZM42 112V114H44ZM65 112H67V111H65ZM88 112V113H89ZM114 112V111H113ZM118 112V115H119V111H117ZM121 112V111H120ZM181 113H182V111H180ZM229 112V111H228ZM6 113V112H5ZM114 113H116V112H114ZM121 113H123V112H121ZM169 113V112H168ZM234 113H233V115H234ZM2 114H4V113H2ZM16 114V113H15ZM31 114V113H30ZM70 114V113H69ZM124 114H126V113H124ZM158 114V113H157ZM180 114V113H179ZM223 114H225V113H223ZM226 114H227V112H226ZM229 114V113H228ZM248 114H250V115H248ZM7 115V114H6ZM20 115V114H19ZM137 115V114H136ZM234 115V116H235ZM254 115V116H253ZM68 116V115H67ZM67 116H66V118H67ZM114 116H115V114H114ZM157 115H155V117H156ZM163 116H165V115H163ZM180 116V115H179ZM212 115H207V117H206V115L204 116V117H206L207 118V120H210L212 117H211ZM233 116V117H234ZM237 116V118H239ZM253 116V117H252ZM65 117V116H64ZM70 117V116H69ZM96 117V116H95ZM118 117V116H117ZM127 117V116H126ZM158 117V116H157ZM183 117V116H182ZM223 117V116H222ZM247 117V118H248ZM46 118V117H45ZM63 118V117H62ZM85 118V117H84ZM87 118H88V116H87ZM119 118H120V115H119ZM231 118V116L229 117V119ZM236 118V117H235ZM241 118H240V120H241ZM246 118V117H245ZM244 118V119H245ZM246 118V119H247ZM4 119V118H3ZM2 119V121H4ZM92 119V118H91ZM99 119V118H98ZM118 119V118H117ZM157 119V118H156ZM164 119V118H163ZM200 119V118H199ZM205 119V118H204ZM243 119V120H244ZM246 119H245V121H246ZM248 119V120H249ZM42 120V119H41ZM43 120H44V118H43ZM84 120V119H83ZM95 120H97L96 118H95ZM95 120H94V116H93V120H91L92 122L91 123H93V121L95 122ZM105 120V119H104ZM121 120V119H120ZM119 120V121H120ZM125 120V119H124ZM123 120V121H124ZM165 120V119H164ZM206 120V121H207ZM225 120V119H224ZM235 120H237V119H235ZM0 121H1V119H0ZM1 121V122H2ZM19 121V120H18ZM60 121V120H59ZM98 121V120H97ZM100 121H101V119H100ZM103 121V120H102ZM127 121V120H126ZM166 121V120H165ZM182 121V120H181ZM184 121V120H183ZM206 121H204L203 123L205 124L206 123ZM229 121H232V120H229ZM250 122H251V120H249ZM5 122V121H4ZM37 122H39V121H37ZM46 122V121H45ZM45 122H44V125H46L45 124ZM49 122V121H48ZM104 122H107V121H104ZM117 122V121H116ZM125 122V121H124ZM250 122H249V124H250ZM3 123V122H2ZM2 123H0V125H5V123L4 124H2ZM41 123V122H40ZM40 123H38L39 125H40ZM109 123V122H108ZM128 123V122H127ZM164 123H166V122H164ZM232 123V122H231ZM244 123V122H243ZM260 123H261V121H260ZM17 124H19V123H16V125ZM20 124H21V122H20ZM34 125L36 128L35 129H37L38 127L41 129V125L39 126V125ZM42 124V126H44L43 125V123H41ZM60 124V123H59ZM88 124V123H87ZM97 124H100V123H97ZM118 124H119V122H118ZM130 124V123H129ZM141 124H143V123H141ZM140 124V125H141ZM201 124V123H200ZM224 124V123H223ZM222 124V125H223ZM234 124V123H233ZM232 124V125H233ZM245 124L246 123H244L243 125L245 126ZM254 124V125H253ZM258 124H259V122H258ZM257 124V125H258ZM8 125V124H7ZM11 125V124H10ZM10 125H8V126H10ZM12 125H14V124H12ZM11 125V126H12ZM22 125V124H21ZM61 125V124H60ZM82 125V124H81ZM93 125H95V124H93ZM225 126H226V124H224ZM247 126H245L246 128H249L248 126V123L246 124ZM251 125V124H250ZM256 125V126H257ZM261 125V124H260ZM260 125H258V126H260ZM264 125V124H263ZM8 126H6V127H8ZM15 126V125H14ZM34 126H33V129H34ZM47 126H49V125H47ZM119 126V125H118ZM151 126V125H150ZM205 126V125H204ZM244 126H243V128H244ZM17 127H18V125H17ZM17 127H15L16 129H17ZM22 127V126H21ZM21 127H18V128H20V129H23V127L21 128ZM46 127V126H45ZM79 127V126H78ZM82 127H83V125H82ZM82 127H81V129H82ZM87 127V126H86ZM117 127V126H116ZM138 127V126H137ZM136 127V128H137ZM143 127V126H142ZM144 127H146V126H144ZM143 127V128H144ZM211 127H212V125H211ZM210 127V128H211ZM220 127H222V126H220ZM224 127V126H223ZM242 127V126H241ZM251 127V126H250ZM251 127V128H252ZM2 128V127H1ZM38 128V129H39ZM84 128H85V126H84ZM97 128V127H96ZM118 128V127H117ZM142 128V129H143ZM146 128H148V127H146ZM145 128V129H146ZM151 128H152V126H151ZM201 128V127H200ZM199 128V129H200ZM205 128V127H204ZM227 128V127H226ZM225 128V129H226ZM237 129L238 128H240V127H236ZM236 128H234L235 130H236ZM261 128V127H260ZM264 128V127H263ZM5 130H6V128H4ZM8 129H12V128H8ZM15 129V130H16ZM25 129V128H24ZM81 129H80V131H81ZM138 129V128H137ZM149 129V128H148ZM196 129V128H195ZM213 129V128H212ZM211 129V130H212ZM232 129V128H231ZM262 129V128H261ZM3 130V129H2ZM14 130V129H13ZM12 130V131H13ZM14 130V131H15ZM25 130H27V129H25ZM78 130V129H77ZM135 130V129H134ZM141 130V129H140ZM151 130V129H150ZM188 130V129H187ZM201 130V129H200ZM244 130V129H243ZM247 130V129H246ZM250 130V129H249ZM248 130V131H249ZM4 131V130H3ZM7 131V130H6ZM10 131V130H9ZM17 131H19V129H17ZM37 131V130H36ZM99 131V130H98ZM101 131V130H100ZM205 131V130H204ZM208 131L211 133V131L208 129ZM223 131H225L224 129H223ZM237 131V130H236ZM240 131V130H239ZM242 131V130H241ZM258 131V130H257ZM16 132V131H15ZM24 132V131H23ZM31 132V131H30ZM113 132V131H112ZM121 132V131H120ZM130 133H131V131H129ZM128 132V133H129ZM143 132V131H142ZM199 132V131H198ZM202 132H203V130H202ZM230 132V131H229ZM228 132V133H229ZM2 133V132H1ZM4 133H6L8 136H12L9 132V134L7 133V132H4ZM13 133V132H12ZM77 133H81V135L83 134V133H85V131L84 132H78L77 131ZM108 133V132H107ZM129 133V134H130ZM134 132H132L131 134H133ZM181 133V132H180ZM207 133V132H206ZM258 133H263L262 131L261 132H258ZM6 134H5V136H6ZM19 134H20V132H19ZM18 134V135H19ZM24 134H26V133H24ZM85 134H87V132L85 133ZM84 134V136H86ZM100 134V133H99ZM141 134V133H140ZM144 134V133H143ZM189 134V133H188ZM191 134V133H190ZM189 134V135H190ZM196 134V133H195ZM198 134V133H197ZM201 134V133H200ZM208 134V133H207ZM207 134H206V136H207ZM232 134V133H231ZM235 134V133H234ZM239 134V133H238ZM246 134V133H245ZM253 134V133H252ZM78 135V134H77ZM81 135H78V139H76V140H79V136H81ZM135 135V134H134ZM180 135V134H179ZM186 135V134H185ZM185 135H183V136H185ZM254 135H255V132H254ZM257 135H259V136H261L260 134H257ZM263 135H264V133H263ZM31 136H32V134H31ZM60 136V135H59ZM65 136H66V134H65ZM140 136V135H139ZM143 136V135H142ZM147 136V135H146ZM161 136V135H160ZM187 136V135H186ZM192 136V135H191ZM191 136H190V138H191ZM197 136V135H196ZM199 136V135H198ZM197 136V137H198ZM225 136V135H224ZM227 136V135H226ZM244 136V135H243ZM13 137V136H12ZM11 137V138H12ZM22 137V136H21ZM21 137H19V138H21ZM35 137V136H34ZM37 137V136H36ZM62 137V136H61ZM82 137V136H81ZM95 137V136H94ZM102 137V136H101ZM157 137V136H156ZM168 137H170V136H168ZM208 137H210L209 136V134H208ZM219 137V136H218ZM221 137H223V136H221ZM241 137V136H240ZM248 137H250V136H248ZM257 137V136H256ZM10 138V137H9ZM14 138V137H13ZM28 138V137H27ZM38 138V137H37ZM66 138H68V136L66 137ZM65 138V139H66ZM85 137H83V139H84ZM88 138V137H87ZM125 138V137H124ZM144 138V137H143ZM171 138V137H170ZM169 138V139H170ZM174 138V137H173ZM184 138V137H183ZM187 138V137H186ZM225 138V137H224ZM229 138V137H228ZM234 138V137H233ZM251 138V137H250ZM258 138V137H257ZM6 139V138H5ZM23 139V138H22ZM22 139H20V140H22ZM65 139H64V141H65ZM115 139V138H114ZM120 139V138H119ZM134 139H136V138H134ZM141 139V138H140ZM172 139V138H171ZM199 139H203V138H198V139H196V141H198ZM210 139L211 138H209V140L208 139H205L203 142V144H206V145H211V143L212 142H214L213 141V139H211V143H210ZM223 139V138H222ZM254 139V138H253ZM260 139H261V137H260ZM264 139V138H263ZM10 140V139H9ZM12 140H14L15 141V139H12ZM17 140V139H16ZM30 140H31V138H30ZM35 140H36V138H35ZM63 140V139H62ZM88 140V139H87ZM86 140V141H87ZM91 140V139H90ZM90 140H88L87 142H89ZM122 140V139H121ZM159 140V139H158ZM207 140V141H206ZM214 140H216V139H214ZM221 140V139H220ZM231 140V139H230ZM243 140V139H242ZM1 141V140H0ZM6 141V140H5ZM4 141V142H5ZM33 142H34V140H32ZM69 141V140H68ZM80 141H81V139H80ZM83 141H85V140H83ZM82 141V142H83ZM137 141V140H136ZM140 141H142V140H140ZM145 141V140H144ZM147 141V140H146ZM172 141V140H171ZM191 141H193V140H191ZM202 141V140H201ZM205 141L206 142H209L208 144L207 143H205ZM223 141V140H222ZM246 141V140H245ZM2 142V141H1ZM62 142V141H61ZM81 142V143H82ZM138 142H139V140H138ZM175 142V141H174ZM200 142V141H199ZM248 142H250V141H248ZM260 142H262V140L260 141ZM3 143V142H2ZM8 143V142H7ZM21 143V145H23L22 143L23 142H19L18 143V145ZM115 143H116V141H115ZM119 143V142H118ZM124 143V142H123ZM128 143V142H127ZM140 143H143V142H140ZM178 143V142H177ZM184 143V142H183ZM183 143H181L180 142V144H182L183 146H186V144L184 145ZM217 143V142H216ZM216 143H212V144H214L213 145V147L214 146H216L215 144ZM241 143V145L243 144V143H245L244 141L243 142H241V140H240V142H239V144ZM251 143H252V141H251ZM263 143H264V141H263ZM1 144V143H0ZM9 144V143H8ZM17 144V143H16ZM71 144V143H70ZM77 144V143H76ZM79 144H80V142H79ZM83 144H85V143H83ZM89 144V143H88ZM87 143H86V145H88ZM146 144H148V143H146ZM173 144V143H172ZM175 144V143H174ZM173 144V145H174ZM180 144L178 145V147H180ZM188 145H193L194 146V144L193 143H187ZM198 144H200V143H198ZM225 144V143H224ZM257 144V143H256ZM30 145H32V144H30ZM73 145H75V144H73ZM82 145V144H81ZM81 145H79L80 147H81ZM86 145H84V147L86 146ZM131 145V144H130ZM169 145H171L170 143H169ZM206 145H202V146H204L203 148H205L206 150L207 149H209V148H206V147H208V146H206ZM229 145V144H228ZM240 145V146H241ZM264 145V144H263ZM15 146V145H14ZM26 146V145H25ZM34 146H35V144H34ZM76 146V145H75ZM78 146V147H79ZM129 146V145H128ZM176 146V145H175ZM201 146V147H202ZM206 146V147H205ZM220 146V145H219ZM239 146V145H238ZM237 146V147H238ZM239 146V147H240ZM4 147V146H3ZM7 147H9L8 145H7ZM29 147H31V146H29ZM159 147V146H158ZM187 147V146H186ZM186 147H184V149L182 150L181 148H179V149H181L182 151H184L185 149H187ZM190 147V146H189ZM197 147V146H196ZM196 147H194V148H196ZM212 147V146H211ZM212 147V148H213ZM221 147V146H220ZM236 147V148H237ZM255 147V146H254ZM259 147V146H258ZM16 148V147H15ZM19 148V147H18ZM21 148V147H20ZM24 148V147H23ZM22 148V149H23ZM82 148H83V146H82ZM82 148H80L81 150H82ZM193 148V147H192ZM233 148V147H232ZM241 148V147H240ZM248 148V147H247ZM3 149V148H2ZM5 149V148H4ZM14 149V148H13ZM26 149V148H25ZM78 149V148H77ZM84 149V148H83ZM93 149V148H92ZM91 149V150H92ZM98 149V148H97ZM200 149V148H199ZM204 149V150H205ZM239 149V148H238ZM254 150H249V153H250V151H251V154H249L250 156L252 155V153H253V155H255L256 153H255V148H253ZM256 149H258V148H256ZM59 150V149H58ZM94 150V149H93ZM109 150H111V149H109ZM190 150V149H189ZM204 150L203 151H201L202 153L204 152ZM212 150H214V149H212ZM241 150V149H240ZM239 150V151H240ZM0 151H1V148H0ZM4 151H6V149L4 150ZM11 151V150H10ZM31 151V150H30ZM98 151H99V149H98ZM113 151V150H112ZM130 151V150H129ZM148 151V150H147ZM165 151H167V150H165ZM180 151V150H179ZM178 151V152H179ZM187 151V150H186ZM186 151H184V152H186ZM192 151V150H191ZM191 151H189V153L191 152ZM193 151H197V150H193ZM209 151V150H208ZM211 151V150H210ZM257 151V150H256ZM24 152H26V151H24ZM23 152V153H24ZM61 153H62V151H60ZM81 152V151H80ZM111 152V151H110ZM135 152H137V151H135ZM207 152V151H206ZM257 152H259V151H257ZM264 152V151H263ZM1 154H2V151L0 152ZM97 153H99V152H97ZM101 153V152H100ZM99 153V154H100ZM102 153H104V152H102ZM139 153V152H138ZM150 153V152H149ZM169 153V152H168ZM183 153V152H182ZM197 153H198V151H197ZM241 153V152H240ZM19 154H20V150H19ZM30 154V153H29ZM113 154V153H112ZM134 154V153H133ZM148 154V153H147ZM154 154V153H153ZM153 154H151L150 156L149 155H147L146 157L148 158V159H152V155ZM173 154V153H172ZM171 154V155H172ZM207 154H208V152H207ZM224 154H226V153H224ZM237 154V153H236ZM248 154H245V155H248ZM264 154V153H263ZM12 155V154H11ZM15 155H17V152H16V154H14V157H17V156H15ZM28 155V154H27ZM62 155V154H61ZM64 155V154H63ZM102 155V154H101ZM159 156L161 155V154H158ZM177 155V154H176ZM186 155H187V153H186ZM190 155V154H189ZM193 155V154H192ZM234 155V154H233ZM5 156H6V153H5ZM24 156V155H23ZM25 156H26V154H25ZM24 156V157H25ZM29 156V155H28ZM31 156V155H30ZM29 156V157H30ZM143 156V155H142ZM145 156V155H144ZM149 156V157H148ZM156 156V155H155ZM154 156V157H155ZM158 156V157H159ZM162 156V155H161ZM174 156V155H173ZM197 156V155H196ZM223 156V155H222ZM229 156V155H228ZM9 157V155L8 156H6V159ZM12 157V156H11ZM41 157V156H40ZM61 157V156H60ZM110 157V156H109ZM145 157V158H146ZM151 157V158H150ZM153 157V158H154ZM157 156H156V159H159ZM171 156L169 155V157L168 158H170ZM203 157V156H202ZM225 157V156H224ZM243 157V156H242ZM258 157H259V159H260V157H264V155H262L261 154V151H260V155L257 153V156H256V158L257 159H255V157L254 158H252V160L253 159H255L256 161L257 160H259L258 159ZM0 158H2V157H0ZM3 158H4V156H3ZM18 158H20V157H18ZM72 158V157H71ZM111 158V157H110ZM142 158V157H141ZM144 158V159H145ZM147 158H146V160H147ZM161 158V157H160ZM163 158H165V157H163ZM208 158V157H207ZM213 158V157H212ZM216 158V157H215ZM226 158V157H225ZM225 158H223L222 160L224 161L225 160ZM228 158V157H227ZM232 157H230V159H231ZM244 158V157H243ZM6 159L4 158V159H2V160H5L6 161ZM35 159V158H34ZM61 159V158H60ZM75 159V158H74ZM107 159V158H106ZM156 159H154V160H156ZM175 159V158H174ZM177 159V158H176ZM185 159V158H184ZM190 159V158H189ZM210 159V158H209ZM209 159H205V160H209ZM229 159V158H228ZM233 159V161L235 160L234 158H232ZM231 159V160H232ZM238 159V158H237ZM236 159V160H237ZM244 159H246L247 160V158H244ZM263 160L262 161H264V158H262ZM28 160V159H27ZM46 160H48V159H46ZM71 160H73V158L71 159ZM71 160H67V161H69V163H68V166L70 165V168H68V166H66L67 168H68V170L66 171V169L63 167H60V172L59 173H61V175H58L59 173H57L56 174V171L57 170H59V169H57L56 171H55V173H54V176H55V174L56 175H58V176H56V177H54V186H55V188H56V186H58L57 188V190L54 192V189H53V191L51 192V194L50 193H46L47 195L45 196L46 198H44L45 199V201H44V203L41 205V206H44L42 209H43V211H42V215L40 214V215H38V214H36V213H38V212H34L35 211V209L33 208V212H32V209H31V211H22L23 213H20V214H17V215H12V214H10V212H12L13 210L11 209V211L8 213L7 211H9V210H7L6 209V212L5 211H3L2 209H4V207L5 206H3L2 208H1V205H0V222L2 221V224H3V226H1V227H4L5 225H9V224H11V226H13V227H15V229H18V231L21 233V236L23 237L24 235L23 234H25L26 236V238L25 239H27V237H29L30 239H32L33 241H34V243H37V242H40V240H42L43 238H45V236H46V238L47 239H49L48 241H50L51 239H52V236L56 233L57 235H58V229L57 228H59V229H61L60 227H68V225L67 224H70L71 222H69L71 219H73L72 217V214H71V211H73V212H77V211H81L80 213L79 212H77V213H79V216L82 214V212L83 211H85V212H83V214H88L90 217L92 216V214H94V212L95 211H98V212H102V214H107V216H109V213L112 211V210H114V209H112L113 207H115L116 205L118 206V207H120L119 209H122V210H124V206H126V205H130V207H131V209H132V207L134 208V206L135 205H137V206H139L140 208H141V205H142V202H144V201H146V200H148L150 197H151V194L149 195L148 194V190H147V188H146V183H148V179H146V178H150V177H148V175L146 174L145 175V173L143 174L142 173V170L143 169H145V172H147L146 171V169H147V167L148 166H146L147 165V163H149L150 161H148V162H146V160H139V158H137V159H135V160H133V162L132 163H130L129 164V167H126V168H128L127 170H126V173L125 174H127V175H125V174H121L122 176V178L120 177V175L118 176V177H120L121 179H117L118 181H116L115 182V186H117L118 188L119 187H125V186H128V187H134V188H132L131 190H126V191H123V192H121V189L119 188V190H120V194H121V197L120 196H118V197H115L114 199H112V201L113 202H115L114 200L115 199H117V198H119L120 197V202L119 203H114V205L115 206H113L112 204H110L109 206H107L108 204L106 203V202H108L109 201V199H104V198H106V197H104L103 199L102 198H100V195H99V197H98V195L96 194V191L97 190H93V189H95L96 188V186H94L93 187V185L91 184V182H90V185H92V186H88L87 184V186L90 188H88V189H86L83 185H85V183H83V185H78L79 184V182H81L82 180H80V178L81 179H84L82 182H84L85 181V175L84 174H86V173H82V171H81V173L80 172H76V168H74L73 167V165H74V162L73 161H71ZM78 160V159H77ZM77 160H74L75 161V163H76V161ZM153 160V159H152ZM160 160H162V158L160 159ZM167 160V159H166ZM169 160H171V159H169ZM168 160V161H169ZM187 160V159H186ZM227 160V159H226ZM240 160V159H239ZM261 160V159H260ZM8 161V160H7ZM12 160H10V161H8V162H11ZM34 161V160H33ZM32 161V162H33ZM38 161V160H37ZM40 161H41V159H40ZM45 161V160H44ZM79 161V160H78ZM107 161V160H106ZM174 160L172 159V161H169V162H173ZM182 161V160H181ZM202 161H203V159H202ZM217 161V160H216ZM220 161V160H219ZM256 161H254L253 160V162H256ZM7 162V163H8ZM13 162V161H12ZM47 162V161H46ZM70 162H71V164L73 163V165H71L70 164ZM109 162V161H108ZM138 162H139V164H138ZM156 161H154V163H155ZM161 162V161H160ZM163 162H165V161H163ZM162 162V163H163ZM167 162V161H166ZM165 162V163H166ZM168 162V163H169ZM178 162V161H177ZM177 162H175V163H177ZM185 162L186 161H184V164H185ZM188 162V161H187ZM227 162V163H226ZM226 162H224V163H226L225 165H227L228 164V161H226ZM230 162V161H229ZM250 162V161H249ZM252 162V161H251ZM252 162V164H253V166H254V163ZM258 162V161H257ZM261 162V161H260ZM21 163V162H20ZM41 163V162H40ZM43 163V162H42ZM63 163V162H62ZM157 163H158V161H157ZM162 163L160 164V166H162ZM165 163H163L164 165H166ZM167 163V164H168ZM175 163H174V165H172L171 166V168L173 167V166H176L175 165ZM222 164H223V162H221ZM235 163V162H234ZM241 163V162H240ZM247 163V165H248V161L246 162ZM246 163H244V164H246ZM9 164V163H8ZM17 164H19V161H18V163ZM44 164V163H43ZM65 164V163H64ZM150 164H152V162H150ZM149 164V165H150ZM171 164H173V163H171ZM171 164H169V165H167V166H170ZM183 164V165H184ZM206 164V163H205ZM209 164V163H208ZM213 164H216L215 162L213 163ZM220 164V163H219ZM219 164H216L217 165V167L216 168H219L218 167V165ZM222 164H220V167H221V165ZM238 164L239 163H237V166H238ZM243 164V162H242V165H244ZM258 164H259V162H258ZM257 164V165H258ZM261 164H262V162H261ZM37 166H38V164H36ZM67 165V164H66ZM83 165V164H82ZM99 165H100V163H99ZM102 165H104V163L102 164ZM111 164H109V166H110ZM138 165V167H136ZM158 165V164H157ZM180 165V164H179ZM188 165V164H187ZM224 165V164H223ZM235 165H236V163H235ZM234 165V166H235ZM246 165V166H247ZM255 165H256V163H255ZM256 165V166H257ZM264 165V164H263ZM17 166V165H16ZM21 166V165H20ZM40 166V165H39ZM51 165H50V162L48 163H45V168H49ZM54 166V165H53ZM93 167H91L90 168V166L88 167V168H90V170L89 169H87L86 168V165H85V168L87 169L86 170V172L87 173H90V171L91 172H95L94 171V167L95 168H97V166H95V165H92ZM105 166V165H104ZM103 166V167H104ZM107 166V165H106ZM146 166V167H145ZM152 166V165H151ZM159 166V167H160ZM182 166V165H181ZM197 166V165H196ZM203 166H204V164H203ZM209 166H212V163H211V165H207L206 167H209ZM228 166V165H227ZM229 166H230V164H229ZM232 166V165H231ZM233 166V167H234ZM18 167V166H17ZM22 167H24L23 165H22ZM78 167V166H77ZM81 167V166H80ZM80 167H79V169H80ZM83 167V166H82ZM81 167V168H82ZM98 167H100V166H98ZM102 167V168H103ZM111 167V166H110ZM113 167V166H112ZM150 167V166H149ZM158 167V166H157ZM163 167V166H162ZM161 167V168H162ZM215 167H212V168H215ZM222 167H224V166H222ZM238 167H240V166H238ZM255 167V166H254ZM16 168V167H15ZM14 168V169H15ZM21 168V167H20ZM25 168H26V165H25ZM24 168V169H25ZM38 168V167H37ZM40 168H42L41 166H40ZM59 168V167H58ZM62 168V169H61ZM101 168V167H100ZM100 168H98V169H100ZM101 168V169H102ZM160 168V170H158L157 168V170L155 169V171L153 172V170H152V172H153V174H156L157 176H159L160 178H162V176H163V173L165 172H162L163 170ZM163 168H166L167 169V167L166 166H164ZM170 168V169H171ZM174 168V167H173ZM172 168V169H173ZM176 168V167H175ZM203 168H205V167H203ZM212 168L210 169V170H212ZM225 169H226V167H224ZM237 168V167H236ZM236 168H235V170H236ZM246 168V167H245ZM248 169L249 168H252V166L251 167H247ZM257 168V167H256ZM261 168V167H260ZM83 169V168H82ZM92 169V170H91ZM97 169V170H98ZM104 169V168H103ZM152 169H154L153 167H152ZM171 169V170H172ZM181 169V168H180ZM202 169V168H201ZM208 171H209V169L208 168H206ZM219 169H221V168H219ZM218 169V170H219ZM233 168H230V170H232ZM38 170V169H37ZM96 170V169H95ZM96 170V171H97ZM105 170H106V168H105ZM130 170H131V172H130ZM151 170V169H150ZM150 170H148V171H150ZM162 170V171H161ZM169 170V169H168ZM176 170V169H175ZM175 170H172V172L174 171L175 172ZM192 170H193V168H192ZM194 170H195V168H194ZM203 170V169H202ZM205 170V169H204ZM207 170H205V173H207L208 171ZM216 170V169H215ZM234 170V169H233ZM239 170H240V168H239ZM238 170V171H239ZM241 170H244V169H241ZM241 170L237 173V172H234V173H236V174H239V175H236V176H234V173H233V177H231V178H234L235 177V179H236V177H240V178H242L241 176L243 175H240L241 174ZM245 170H247V169H245ZM250 170V169H249ZM263 170V169H262ZM99 171V170H98ZM102 172H103V170H101ZM100 171V172H101ZM130 172V173H128V172ZM177 171H178V169H177ZM176 171V172H177ZM190 171V170H189ZM199 171V170H198ZM207 171V172H206ZM227 172V170H224V173H226ZM254 171H255V168H254ZM253 171V172H254ZM260 171V170H259ZM21 172V171H20ZM40 172V171H39ZM42 172V171H41ZM41 172H40V174H41ZM58 172V171H57ZM99 172V173H100ZM106 172V171H105ZM104 172V173H105ZM114 172V171H113ZM123 172H125V170L123 171ZM122 172V173H123ZM169 172V171H168ZM193 172V171H192ZM211 171H209L208 173H210ZM212 172H213V170H212ZM211 172V173H212ZM257 172V171H256ZM255 172V173H256ZM262 172H264V170L262 171ZM22 173V172H21ZM20 173V174H21ZM43 173V172H42ZM99 173H96V175H98L97 176V179H102L101 178V175L99 174ZM148 173V172H147ZM170 173H171V171H170ZM202 173V172H201ZM205 173L203 174V175H205ZM207 173V175H209ZM215 174H216V172H214ZM259 173V172H258ZM257 173V174H258ZM149 174V173H148ZM153 174H150L151 176H153ZM215 174H213V176L215 175ZM223 173H221V174H218V175H222ZM227 174V173H226ZM245 174V173H244ZM13 175V174H12ZM25 175V174H24ZM115 175V174H114ZM140 175H143V178H145V180L144 179H140L139 180V178L137 179H135L134 177L135 176H140ZM156 175H154L153 177H155ZM167 175V174H166ZM176 175V174H175ZM189 175V174H188ZM207 175H205V176H207ZM248 175H250V176H252V174H250L249 172H248V174L246 175V179H248L249 177H248ZM263 175V174H262ZM261 175V173H260V177L262 178V182H264V175L262 176ZM18 176V175H17ZM20 176V175H19ZM93 176H94V174H93ZM107 176V175H106ZM192 177H193V175H191ZM190 176V177H191ZM194 176H195V174H194ZM202 176V175H201ZM200 175H199V177H201ZM209 176H212V174L211 175H209ZM216 176V175H215ZM214 176V177H215ZM232 176V175H231ZM255 176H257V175H255ZM254 176V173H253V176H252V178H253V180H255V181H257L256 179H258L257 177H255ZM21 177V176H20ZM41 177H43V176H41ZM83 177V178H82ZM112 177H114V176H112ZM175 177V176H174ZM179 177V176H178ZM191 177V178H192ZM230 177V176H229ZM228 177V178H229ZM244 177V176H243ZM78 178H79V181H78ZM88 178V177H87ZM96 178V177H95ZM117 178V177H116ZM177 178V177H176ZM182 178H184V177H182ZM206 178V177H205ZM215 178H217V177H215ZM219 178V177H218ZM224 178V177H223ZM231 178H230V181H231ZM260 178V179H261ZM24 179H25V176H24ZM112 179H114V178H112ZM165 179V178H164ZM163 179V180H164ZM170 179V178H169ZM175 179V178H174ZM173 179V180H174ZM179 179V178H178ZM185 179V178H184ZM207 179V178H206ZM211 179H213L212 177H211ZM210 179V180H211ZM221 179V178H220ZM224 179H226V181H228V179L227 178H224ZM224 179H222L221 181H225ZM234 179V180H235ZM239 179V178H238ZM244 180L243 181H245L246 179L245 178H243ZM250 179H251V177H250ZM106 180H108V179H106ZM116 180V179H115ZM150 181H151V179H149ZM166 180V179H165ZM202 180H204V179H202ZM210 180H209V182H210ZM215 180V179H214ZM214 180H212V181H214ZM233 180V184L231 183V182H229L231 185H234L233 186V189L234 190H236L235 192H237V191H240V192H238V193H241L242 191H241V188L240 187H244L245 185H243V186H241L242 184H236L235 182L237 181V179H236V181H234ZM240 181V183H242L241 181V179H239ZM249 180V179H248ZM25 181V180H24ZM88 181V180H87ZM156 181V180H155ZM155 181H154V185H155ZM176 181V180H175ZM187 181V180H186ZM201 181V180H200ZM207 182H208V179L206 180ZM205 181V182H206ZM250 182L249 183H251V180H249ZM254 181V182H255ZM81 182V183H82ZM103 181H100V182H98L96 185L97 186H99V185H101V183H102ZM107 182V181H106ZM156 182H158V181H156ZM179 182V181H178ZM182 182V181H181ZM183 182H185V180L183 181ZM204 182V181H203ZM204 182V183H205ZM206 182V184H208ZM217 182V181H216ZM220 182V181H219ZM216 183V184H218V185H215V187L214 188H210V186L211 185H206V187L208 186L209 187V189L210 190H213V189H218V187H220V184H221V182L220 183ZM239 182H237V183H239ZM80 183V184H81ZM87 183V182H86ZM89 183V182H88ZM177 183V182H176ZM211 183V182H210ZM224 182H222V184H223ZM226 183V182H225ZM224 183V185H227L228 184V182L225 184ZM236 185H235V184ZM247 183V182H246ZM249 183H248V186H249ZM113 184L114 183H112V186H113ZM157 184V183H156ZM162 184H163V182H162ZM165 184H166V182H165ZM174 184V183H173ZM182 184V183H181ZM221 184V186L223 187L224 185H222ZM230 184H228V186L230 185ZM257 184V183H256ZM255 184V185H256ZM261 184V183H260ZM262 184H264V183H262ZM85 185V186H86ZM103 185V184H102ZM106 185H110V184H107L106 183ZM105 184H104V188H102V191H103V189H104V193L103 194H105L106 193V191L107 190H105V186H106ZM159 185V184H158ZM177 185V184H176ZM183 185V184H182ZM186 185V184H185ZM184 185V186H185ZM187 185H188V183H187ZM230 185V187H232ZM239 187H238V186ZM39 186V185H38ZM156 186V185H155ZM170 186V185H169ZM174 187H175V185H173ZM190 186V185H189ZM216 186H218V187H216ZM228 186H224V187H228ZM235 186H237L238 187V190L237 189H235L236 187ZM248 186L246 185L245 186V188H242V190L243 189H247L246 190V193H245V195L247 194V193H249V192H247V191H250L249 189H252V186H253V184H251V187L250 188H248ZM259 186H261V185H259ZM259 186H255L254 188H255V190H258V188L256 189V187H259ZM93 187V188H92ZM100 187V186H99ZM147 187H148V184H147ZM151 187H152V185H151ZM157 187L158 186H156V190H158L157 189ZM181 187V186H180ZM188 187V186H187ZM194 186H192V188H193ZM200 187V186H199ZM202 187V186H201ZM212 187H213V185H212ZM222 187L219 189L220 190V192L222 191ZM235 187V188H234ZM247 187V188H246ZM21 188V187H20ZM92 188V189H91ZM101 188V187H100ZM191 188V187H190ZM240 188V189H239ZM263 188V190H264V187H262ZM23 189V188H22ZM97 189V188H96ZM123 189V188H122ZM149 189V188H148ZM150 189H152V188H150ZM176 189V188H175ZM178 189H180V188H178ZM182 189V188H181ZM201 189V188H200ZM207 189V188H206ZM228 189H229V187H228ZM232 188L230 189V190H233ZM259 189H261L260 187H259ZM31 190V189H30ZM98 190H99V188H98ZM101 190V189H100ZM185 190V189H184ZM203 190H205V189H203ZM22 191V190H21ZM24 191H26L25 189H24ZM207 191V194H208V189L206 190ZM205 191V192H206ZM216 191V190H215ZM244 192H245V190H243ZM252 191V190H251ZM19 192V191H18ZM27 192H28V190H27ZM33 192H34V190H33ZM54 192V193H53ZM100 192V191H99ZM99 192H97L98 194H100ZM118 192V191H117ZM117 192H115L114 191V194L116 193L117 194ZM157 192V191H156ZM161 192H164V190H162ZM200 192V191H199ZM217 192V191H216ZM234 192V191H233ZM244 192L241 194V195H243L244 194ZM252 192H254V190L252 191ZM32 193V192H31ZM53 193V194H52ZM178 193V192H177ZM218 193V192H217ZM217 193H215V195L218 197V195H217ZM223 193H225L224 195L226 196V191H224ZM231 193V192H230ZM263 193V192H262ZM23 194V193H22ZM22 194H21V196H22ZM107 194V193H106ZM105 194V195H106ZM109 194V193H108ZM113 193H111V195L113 196L114 195ZM158 194V193H157ZM193 194V193H192ZM210 194H212L211 192H210ZM234 194V193H233ZM232 194V195H233ZM250 194H251V192H250ZM44 195V194H43ZM119 195V194H118ZM179 195H181V194H179ZM202 195V194H201ZM200 195V196H201ZM244 195V196H245ZM258 195V194H257ZM31 196V195H30ZM101 196H104V195H101ZM107 196H109V195H107ZM115 196V195H114ZM150 196V197H149ZM191 196V195H190ZM193 196V195H192ZM208 196V195H207ZM210 196V195H209ZM209 196H208V198H209ZM215 196V197H216ZM225 196H223V197H225ZM230 196H231V194H230ZM229 196V197H230ZM237 196H239V195H237ZM248 196H249V194H248ZM264 196V195H263ZM29 197V196H28ZM110 197V196H109ZM108 197V198H109ZM149 197V198H148ZM175 197V196H174ZM202 197H203V195H202ZM212 197V196H211ZM210 197V198H211ZM220 197V196H219ZM222 197V198H223ZM228 197V198H229ZM233 197H235V195H233ZM251 197V196H250ZM249 197V198H250ZM33 200L35 201V200H37L38 199V196L37 195H33ZM122 198V199H121ZM148 198V199H147ZM152 198V197H151ZM151 198L149 199V200H151ZM185 198V197H184ZM193 198V197H192ZM200 198V197H199ZM204 198H205V196H204ZM204 198H202L203 200H204ZM207 198V197H206ZM205 198V199H206ZM213 198H214V196H213ZM213 198H212V200L210 199L209 201H213ZM221 198V199H222ZM225 198H227V197H225ZM224 198V199H225ZM239 198V197H238ZM241 198H242V196H241ZM240 198V199H241ZM249 198H248V200L247 201H250L249 200ZM253 198V197H252ZM251 198V203L253 202V206L255 205V203H254V201L253 200H256V199H252ZM188 200L190 199V198H187ZM223 199V200H224ZM231 199V198H230ZM230 199H228L229 201H230ZM232 199H234V198H232ZM237 199V198H236ZM237 199V200H235V201H237V202H240L239 204H241L242 202V200L243 199ZM263 199V200H262ZM105 200H108V201H105ZM159 200V199H158ZM185 200V199H184ZM198 200V199H197ZM217 200V199H216ZM219 200H220V198H219ZM219 200H217V201H219ZM226 200L227 199H225L224 201L226 202ZM227 200V201H228ZM240 200V201H239ZM257 200H258V198H257ZM259 200H260V197H259ZM1 201H3L4 202V200H1ZM153 201V200H152ZM160 201V200H159ZM207 201H208V199H207ZM206 201V202H207ZM235 201H233L232 200V202H233V204L235 203L236 205L235 206H237V210H239L240 209V207H238V203H236ZM32 202V201H31ZM110 202H111V200H110ZM147 202V201H146ZM158 202V201H157ZM184 202V201H183ZM190 202V201H189ZM210 202V205L212 204V206L210 207V208H212L214 205V203H211ZM232 202H230V204H229V202H227V203H222V200H221V202H219V203H217L216 201H215V209H216V207L218 206V208L217 209H219L220 210V214H222L221 213V209L220 208H224L225 209V207L229 204V205H231V203ZM243 202H245V200H243ZM258 202V201H257ZM264 202V198L261 196V204ZM145 203V202H144ZM150 203H151V201H150ZM155 203V202H154ZM153 203V204H154ZM188 203V202H187ZM196 203V202H195ZM194 203V204H195ZM223 204L222 205V207H219V206H221V204ZM246 203V202H245ZM245 203H242V206L245 208ZM248 203V202H247ZM246 203V204H247ZM250 203V205L252 206V204ZM260 203H257V205L259 206V204ZM29 204H30V202H29ZM125 204V205H124ZM148 204V203H147ZM182 204V203H181ZM190 204H192V203H190ZM207 204H209V202L207 203ZM217 204H219V205H217ZM224 204H226V206L224 207ZM244 204V205H243ZM249 204V203H248ZM247 204V205H248ZM3 205V204H2ZM183 205V204H182ZM185 205V204H184ZM187 205V204H186ZM199 205V204H198ZM209 205V206H210ZM229 205H228V207H229ZM250 205H248V208H245L246 210L248 209H251V208H249V207H251ZM257 205H255V209H256V206ZM153 206H155V205H153ZM233 206V207H232ZM232 206H230V207H232L233 208V210L230 208V210H232V212L233 211H235L234 210V205H232ZM260 206H262V205H260ZM129 207V206H128ZM156 207V206H155ZM196 207V206H195ZM194 207V208H195ZM228 207L226 208V210L228 209ZM247 207V206H246ZM263 208H258V209H256V211H252V213H250L251 212V210H250V212H249V214H247L248 216L246 217V214H245V217L244 216H242V218L241 219H246V220H248V219H254L255 220V218L257 217V216H260L261 217V223H260V226L262 225H264V203H263V206H262ZM31 208V207H30ZM167 208V207H166ZM210 208H209V210H210ZM130 209V210H131ZM157 209V208H156ZM189 209V208H188ZM191 209H192V207H191ZM215 209H212V212H213V210H215ZM224 209H223V211H224ZM235 209H236V207H235ZM254 208H252V210H253ZM5 210V209H4ZM136 210H138V208L136 209ZM190 210V209H189ZM229 210V209H228ZM228 210L226 211V212H228ZM229 210V211H230ZM243 209H242V207H241V209L238 211L239 213H241V211H242ZM36 211H38V210H36ZM153 211V210H152ZM172 211V210H171ZM180 211V210H179ZM14 212V211H13ZM12 212V213H13ZM17 212V211H16ZM122 212V211H121ZM158 212V211H157ZM173 212V211H172ZM189 212V211H188ZM191 212H192V210H191ZM190 212V213H191ZM217 212H219L218 210H217ZM236 213H237V211H235ZM41 213V212H40ZM75 213H73V214H75ZM153 213V212H152ZM154 213H156V212H154ZM175 212H173V214H174ZM189 213V214H190ZM216 213V212H215ZM234 213V212H233ZM232 213V214H233ZM236 213H234V214H236ZM243 213V212H242ZM246 213V212H245ZM247 213H248V211H247ZM124 214V213H123ZM134 214V213H133ZM138 214V213H137ZM231 213H229L228 215H230ZM78 215V214H77ZM150 215H151V213H150ZM175 215V214H174ZM187 216H188V214H186ZM211 215H212V217H213V220H215L214 219V215L211 213ZM211 215L209 216V217H211ZM223 215H225V214H223ZM242 215V214H241ZM240 215V216H241ZM78 216V217H79ZM84 216V215H83ZM106 216V217H107ZM117 216V215H116ZM115 216V217H116ZM157 216V215H156ZM159 216V215H158ZM230 216H232V215H230ZM230 216H228V217H230ZM239 216V215H238ZM110 217V216H109ZM112 217V216H111ZM122 217V216H121ZM168 217V216H167ZM176 217V216H175ZM189 217V216H188ZM206 217H207V215H206ZM217 217V216H216ZM225 217H227V216H225ZM236 217V216H235ZM83 218V217H82ZM150 218V217H149ZM152 218V217H151ZM157 218V217H156ZM155 218V219H156ZM159 218V217H158ZM173 218H174V216H173ZM238 218H240V217H238ZM125 219V218H124ZM139 219H140V217H139ZM154 218H152V220H153ZM194 219V218H193ZM208 219V218H207ZM211 219V218H210ZM217 219V218H216ZM236 219H237V217H236ZM258 219V218H257ZM151 220V219H150ZM149 220V221H150ZM164 220V219H163ZM195 220V219H194ZM223 220V219H222ZM85 222V223H83V224H88V223H86L87 221H85L84 219H82L80 222ZM153 221H155V220H153ZM157 221V220H156ZM162 221V220H161ZM202 221V220H201ZM217 221V220H216ZM227 221V220H226ZM243 221V220H242ZM249 221V220H248ZM77 222V221H76ZM124 222H125V220H124ZM128 222V221H127ZM126 222V223H127ZM130 222V221H129ZM138 222V221H137ZM152 222V221H151ZM159 222V221H158ZM157 222V224H159V223H161V222H159L158 223ZM188 222V221H187ZM205 222V221H204ZM215 222V221H214ZM251 222V221H250ZM249 222V223H250ZM255 222V221H254ZM257 222V223H258ZM132 223V222H131ZM130 223V224H131ZM154 223V222H153ZM196 223V222H195ZM199 223V222H198ZM206 223V222H205ZM208 223H210V222H208ZM208 223H206V224H208ZM226 223H229L228 221L227 222H225V224ZM232 223H233V221H232ZM248 223V222H247ZM1 224V223H0ZM1 224V225H2ZM77 224V223H76ZM75 224V227H77V225ZM82 224V223H81ZM140 224V223H139ZM139 224H138V226H139ZM163 224V223H162ZM200 224H202V223H200ZM213 225H214V223H212ZM224 224V223H223ZM223 224H222V226H223ZM224 224V225H225ZM142 225V224H141ZM153 225V224H152ZM189 225V224H188ZM187 225V226H188ZM193 225V224H192ZM196 225V224H195ZM199 225V224H198ZM203 225H204V223H203ZM229 226V228H230V224H228ZM233 225V224H232ZM237 225H240L239 223L237 224ZM243 225V224H242ZM10 226V225H9ZM71 226V225H70ZM70 226L68 227V229L70 230ZM82 226V225H81ZM84 226H86V225H84ZM84 226H82V227H84ZM163 226V225H162ZM186 226V227H187ZM190 226V225H189ZM208 226V225H207ZM209 226H210V224H209ZM241 226V225H240ZM249 226H251V229L253 228V229H258L260 226L258 225V224H255V223H250V225ZM259 226V227H258ZM13 227H9L10 229H11V231H12V228ZM79 227V226H78ZM151 227V226H150ZM191 227V226H190ZM217 227H220V226H217ZM217 227H214V228H217ZM226 227V226H225ZM248 227V226H247ZM5 229L6 228H8L7 226L6 227H4ZM4 228H2L3 230H5ZM8 228V229H9ZM74 228V227H73ZM88 228H90V227H88ZM99 228V227H98ZM142 228H144V227H142ZM145 228H146V226H145ZM162 228V227H161ZM210 228V227H209ZM222 228V227H221ZM233 228H234V226H233ZM242 228V227H241ZM96 229V228H95ZM103 229V228H102ZM148 229V228H147ZM174 229H176V228H174ZM178 229V228H177ZM191 229V228H190ZM189 229V230H190ZM207 229H208V227H207ZM206 229V230H207ZM212 229V228H211ZM244 229V228H243ZM247 229V228H246ZM245 229V230H246ZM252 229V230H253ZM74 231H75V229H73ZM94 230V229H93ZM99 230V229H98ZM144 230V229H143ZM151 230V229H150ZM188 230V231H189ZM197 230V229H196ZM202 230H204V229H202ZM260 231L262 230V229H259ZM263 230H264V228H263ZM61 231V230H60ZM59 231V232H60ZM65 231V230H64ZM74 231H72V232H74ZM84 231V230H83ZM155 231V230H154ZM161 231V230H160ZM163 231V230H162ZM179 231V230H178ZM192 231V230H191ZM190 231V232H191ZM222 231V230H221ZM239 231V230H238ZM257 231V230H256ZM4 232V231H3ZM2 232V233H3ZM71 232V231H70ZM71 232V233H72ZM130 232V231H129ZM139 232V231H138ZM144 232V231H143ZM151 232V231H150ZM198 232V231H197ZM215 232H216V230H215ZM220 232V231H219ZM218 232V234H220ZM250 232V231H249ZM263 232V231H262ZM9 233V232H8ZM8 233L6 232V234L8 235ZM62 233V232H61ZM63 233H65V232H63ZM62 233V234H63ZM75 233V232H74ZM74 233H72V234H74ZM84 233V232H83ZM86 233V232H85ZM123 233H125V232H123ZM137 233V232H136ZM157 233V232H156ZM196 233V232H195ZM224 233V232H223ZM222 233V234H223ZM228 233V232H227ZM227 233H225V236L227 237ZM238 233V232H237ZM240 233V232H239ZM246 233V232H245ZM244 233V234H245ZM254 233H255V231H254ZM264 233V232H263ZM262 233V234H263ZM4 234V233H3ZM68 234V233H67ZM140 234V233H139ZM143 234V233H142ZM141 234V235H142ZM145 234V233H144ZM160 234V233H159ZM213 234H217V233H213ZM228 234H230V231H229V233ZM247 234V233H246ZM245 234V235H246ZM250 234V233H249ZM1 235V234H0ZM11 235V234H10ZM57 235H55L56 237H57ZM64 235H66V234H64ZM75 235V234H74ZM77 235H79V233L77 234ZM77 235H76V237H77ZM80 235H82L81 233H80ZM80 235H79V238L81 239V237H80ZM92 235V234H91ZM134 235V234H133ZM136 235V234H135ZM148 235H150V234H148ZM189 235V234H188ZM192 235V234H191ZM264 235V234H263ZM67 236V235H66ZM70 237H71V239L70 240H73V241H71L73 244H71L70 246H73L74 245V241H75V244L76 243H78L79 242V240L78 239H76V237L75 236H71V235H69ZM139 236V235H138ZM193 236H195V235H193ZM197 236V235H196ZM195 236V237H196ZM198 236H200V235H198ZM197 236V237H198ZM216 236V235H215ZM224 236V235H223ZM234 236V235H233ZM238 236V235H237ZM249 236V235H248ZM51 237V238H50ZM59 237V236H58ZM65 237V236H64ZM68 237V236H67ZM69 237V238H70ZM140 237V236H139ZM144 237V236H143ZM148 237V236H147ZM157 237V236H156ZM191 237V236H190ZM189 237V239L187 240V242L191 239ZM202 237V236H201ZM210 237V236H209ZM232 237V236H231ZM258 237V236H257ZM73 238V239H72ZM107 238V237H106ZM122 238V237H121ZM142 238V237H141ZM176 238V237H175ZM186 238H188V236L186 237ZM222 239H223V241H224V237H221ZM228 238H230V237H228ZM228 238H227V241H228ZM235 238V237H234ZM261 238V237H260ZM262 238H263V236H262ZM5 239V238H4ZM4 239H1L0 240V242L2 241V240H4ZM7 239V238H6ZM5 239V240H6ZM8 239H9V236H8ZM47 239L45 240V239H43V241L45 240L46 242H47ZM68 239V238H67ZM83 239H85L84 237H83ZM145 239V238H144ZM147 239V238H146ZM161 239V238H160ZM204 239V238H203ZM203 239H201V240H203ZM207 239V238H206ZM208 239H210V238H208ZM219 239H220V237H219ZM233 239V238H232ZM256 239V238H255ZM258 239V238H257ZM76 240H78V242L76 241ZM93 240H96V239H94L93 238ZM99 240H101V239H99ZM97 241L98 243L100 242V241ZM157 239H155V241H156ZM199 240H200V238H199ZM198 240V241H199ZM218 240V239H217ZM226 240V239H225ZM259 240V239H258ZM43 241H42V243H43ZM44 241V243L46 244V242ZM63 241H65L64 239H63ZM63 241H61V243L62 244H64L63 243ZM67 241H69V240H67ZM104 241V240H103ZM102 240H101V242L102 243H104ZM106 241V240H105ZM135 241H137V240H135ZM197 241V240H196ZM206 241V240H205ZM219 241V240H218ZM221 241V240H220ZM223 241H222V243H223ZM257 241V240H256ZM259 241H261V240H259ZM3 242V241H2ZM7 241H4V243H6ZM56 242V241H55ZM66 242V241H65ZM93 242V241H92ZM95 243H96V241H94ZM93 242V244L95 245V243ZM100 242V243H101ZM186 242V243H187ZM194 242V241H193ZM226 242V241H225ZM229 242H230V240H229ZM232 242V241H231ZM258 242V241H257ZM48 243V242H47ZM67 244L69 243V242H66ZM79 243H81V242H79ZM97 243V244H98ZM143 243V242H142ZM146 243V242H145ZM151 243H152V241H151ZM191 243V242H190ZM196 243V242H195ZM198 243H200V242H198ZM219 243H221V242H219ZM221 243V244H222ZM247 243V242H246ZM245 243V244H246ZM1 244V243H0ZM7 244V243H6ZM6 244H5V247L7 248V246H6ZM38 244V243H37ZM39 244H41V242L39 243ZM57 244L59 245V243L57 242ZM61 244V245H62ZM82 244V243H81ZM80 244V245H81ZM89 244V243H88ZM108 244V243H107ZM141 244V243H140ZM185 244V243H184ZM188 244H189V242H188ZM193 244V243H192ZM214 244V243H213ZM234 244V243H233ZM2 245H3V243H2ZM1 245V246H2ZM44 245V244H43ZM66 245V244H65ZM157 245V244H156ZM190 245V244H189ZM197 245V244H196ZM199 245V244H198ZM204 245V244H203ZM206 245V244H205ZM215 245H218V244H215ZM225 245H228V243L226 244L225 243ZM238 245V244H237ZM248 245V244H247ZM251 245V244H250ZM250 245H249V247H250ZM4 246V245H3ZM3 246H2V251H5L4 249H5V247H4V249H3ZM41 246V245H40ZM45 246H47V245H45ZM45 246H42V248H45ZM52 247H53V245H51ZM68 246V245H67ZM69 246V247H70ZM77 246H78V244H77ZM84 246V245H83ZM89 246V245H88ZM87 246V247H88ZM96 246V245H95ZM95 246L93 247V248H95ZM98 246V245H97ZM143 246V245H142ZM149 246V245H148ZM164 246H167V245H164ZM163 246V247H164ZM185 246V245H184ZM209 245H207V247H208ZM224 246V245H223ZM236 246V245H235ZM258 246V245H257ZM260 246V245H259ZM51 247V248H52ZM58 247H60V246H58ZM63 247V246H62ZM85 247V249H86V246H84ZM91 247H92V245H91ZM91 247H89V248H91ZM147 247V246H146ZM169 247V246H168ZM201 247V246H200ZM215 247V246H214ZM217 247H219V246H217ZM225 247V246H224ZM227 247V246H226ZM230 247V246H229ZM244 246H242V248H243ZM247 247V246H246ZM251 247H253L252 245H251ZM31 248V247H30ZM41 248V249H42ZM50 248V249H51ZM73 248V247H72ZM174 248V247H173ZM228 248V247H227ZM255 248V247H254ZM48 249V248H47ZM55 249V248H54ZM62 249V248H61ZM65 249V248H64ZM92 249V248H91ZM96 249V248H95ZM143 249V248H142ZM154 249V248H153ZM166 249V248H165ZM177 249V248H176ZM185 249H187V248H185ZM184 249V250H185ZM216 249V248H215ZM225 249V248H224ZM230 249V248H229ZM241 249V248H240ZM252 249V248H251ZM53 250V249H52ZM52 250L51 251H49V252H52ZM59 250V249H58ZM67 250H69L68 248H67ZM66 249H65V251H67ZM80 250V249H79ZM94 250V249H93ZM97 250V249H96ZM144 250V249H143ZM150 250V249H149ZM154 250H156V249H154ZM153 250V251H154ZM164 250V249H163ZM183 250V251H184ZM189 250V249H188ZM204 250H206V249H204ZM204 250H202V251H204ZM209 250V249H208ZM208 250H207V252H208ZM219 250H222V249H219ZM42 251V250H41ZM44 251V250H43ZM70 251H71V249H70ZM73 251V250H72ZM100 251H103V250H100L99 249V252ZM152 251V252H153ZM201 251V250H200ZM211 251V250H210ZM223 251V250H222ZM228 251V250H227ZM227 251H224L225 252V254H226V252ZM244 251H246V249L244 250ZM34 252H36V251H34ZM57 252H59V251H57ZM68 252V251H67ZM67 252H65V253H67ZM76 252V251H75ZM129 252V251H128ZM127 252V253H128ZM151 252V250H150V252L148 251V253H152ZM157 250H156V254H157ZM167 252V251H166ZM179 252V251H178ZM231 252V251H230ZM241 252V251H240ZM251 252V251H250ZM256 252V251H255ZM55 253V255L57 254L56 252H54ZM54 253H53V255H54ZM64 253V252H63ZM63 253H61V254H63ZM80 253H82V252H80ZM159 253L161 254V251H159ZM164 253V252H163ZM173 253V252H172ZM190 254V252H188L187 251V253L186 254ZM214 253V252H213ZM212 253V254H213ZM228 254H229V252H227ZM237 253V252H236ZM41 254H42V252H41ZM74 254V253H73ZM79 254V253H78ZM91 254V253H90ZM102 254H103V252H102ZM101 254V255H102ZM113 254V253H112ZM201 254V253H200ZM205 254H207L206 252H205ZM211 254V253H210ZM209 254V252H208V254L207 255H204V257L206 256H208V255H210ZM232 254V253H231ZM245 252L243 253V256L241 257L242 259L244 258L245 259V261H247V258H245L246 256H245ZM248 254V253H247ZM2 255V254H1ZM43 255V254H42ZM46 255V254H45ZM65 255H67V254H64V256ZM85 255V254H84ZM93 255H95V254H93ZM97 255V254H96ZM95 255V256H96ZM142 255H143V253H142ZM154 255V254H153ZM168 255V254H167ZM214 256H212V255H210L211 257H213V259H217L218 257H215V254H213ZM216 255H217V253H216ZM219 255H220V253H219ZM219 255H217V256H219ZM223 255V254H222ZM221 255V256H222ZM230 255V254H229ZM235 255V254H234ZM237 255H238V253H237ZM249 255H251V254H249ZM254 255V254H253ZM252 255V256H253ZM256 255V254H255ZM3 256V255H2ZM1 256V257H2ZM60 256V258H61V255H59ZM104 256V259H105V254L103 255ZM117 256V255H116ZM136 256V255H135ZM169 256V255H168ZM188 256V255H187ZM196 256V255H195ZM200 256V255H199ZM198 256V257H199ZM202 257H199V258H197V259H200L201 261H202V259L201 258H203V255H201ZM220 256V257H221ZM228 256V255H227ZM231 256V255H230ZM236 256V255H235ZM241 256V254L239 255V257ZM258 256H260L259 254H258ZM1 257H0V259H1ZM63 257V256H62ZM83 257V256H82ZM86 257V256H85ZM114 257V256H113ZM134 257V255L132 256V258ZM144 257V256H143ZM150 257V256H149ZM205 257V259L207 260V258L209 257H207L206 258ZM215 257V258H214ZM219 257V258H220ZM223 257V256H222ZM225 257V256H224ZM238 257V256H237ZM237 257H235V258H237ZM50 258V257H49ZM64 259V261H65V257H63ZM78 258V257H77ZM84 258V257H83ZM89 258V257H88ZM102 258V257H101ZM116 257H114L113 259H115ZM118 258V257H117ZM146 259L148 258V257H145ZM169 258V257H168ZM192 258V257H191ZM249 258V257H248ZM260 258H261V256H260ZM259 258V259H260ZM2 259H4L3 257H2ZM48 259V258H47ZM53 259V258H52ZM51 259V260H52ZM62 259V258H61ZM61 259H59V260H61ZM121 259V258H120ZM119 259V260H120ZM126 259L127 258H125V260H122L123 262V264H127L126 262H128V261H126ZM134 259V258H133ZM152 259V258H151ZM187 259V258H186ZM213 259H212V261H213ZM215 259V260H216ZM240 259V258H239ZM238 259V260H239ZM242 259H240L239 261H242ZM250 259V258H249ZM63 260H61L62 262V264L64 263V261ZM79 260V259H78ZM92 260V259H91ZM106 260H108V259H106ZM110 260H112L111 258H110ZM165 260V259H164ZM177 260H178V258H177ZM204 260V259H203ZM208 260H209V258H208ZM208 260L206 261V262H208ZM214 260V264L216 263V261ZM224 260H225V258H224ZM227 260V259H226ZM225 260V262H227L228 263V261H226ZM233 260V259H232ZM251 260V259H250ZM264 260V259H263ZM38 261V260H37ZM36 261V262H37ZM57 262H59L58 260H56ZM77 261V260H76ZM81 261H82V259H81ZM109 261V260H108ZM115 261V260H114ZM121 261V260H120ZM124 261H126L125 263H124ZM159 261V260H158ZM192 261V260H191ZM197 261V260H196ZM222 261V260H221ZM245 261H244V263H245ZM258 261V260H257ZM260 261V260H259ZM258 261V262H259ZM5 262V261H4ZM35 262V263H36ZM67 262V261H66ZM84 262V261H83ZM85 262H86V260H85ZM90 262V261H89ZM89 262L87 261L86 263H88L89 264ZM136 262H138V261H136ZM184 262V261H183ZM187 261H185V263H186ZM188 262H189V260H188ZM194 262V261H193ZM200 262V261H199ZM198 262V263H199ZM219 261H217V263H218ZM234 262V261H233ZM243 262V261H242ZM247 262H250L249 260L247 261ZM253 261H251V263H252ZM255 262V261H254ZM253 262V263H254ZM258 262H255L254 264H256V263H258ZM262 262H264V261H262ZM71 263V262H70ZM92 263V262H91ZM90 263V264H91ZM108 263V262H107ZM114 262H112V264H113ZM121 263V262H120ZM149 263V262H148ZM161 263V262H160ZM178 263V262H177ZM192 263V262H191ZM208 263H210V262H208ZM208 263H205V264H208ZM219 263H221V262H219ZM241 263V262H240ZM260 263V262H259ZM3 264V263H2ZM30 264H34V262H30ZM50 264H52V262L50 263ZM55 264V263H54ZM59 264V263H58ZM82 264H85V263H82ZM93 264V263H92ZM101 264V263H100ZM159 264V263H158ZM190 264V263H189ZM210 264H212V262L210 263ZM221 264H224V261H223V263H221ZM241 264H243V263H241ZM246 264V263H245ZM248 264V263H247ZM261 264H263V263H261Z\"/></svg>", "mask_w": 264, "mask_h": 264}, {"label": "crops", "instance_id": "3", "mask_svg": "<svg viewBox=\"0 0 264 264\" xmlns=\"http://www.w3.org/2000/svg\"><path fill=\"white\" fill-rule=\"evenodd\" d=\"M234 11H236V10H234ZM231 12H233V10H231ZM252 13H253V12H252ZM255 13H256V12H254V15H255ZM232 14H233V13H232ZM236 14H238V10H237V12H234V15H236ZM249 14H250V13L246 14V17H250ZM247 15H248V16H247ZM254 15H252V17H253ZM257 15H258V17H257V16L253 17V18H254V20H253V21H254V22H253V25H255L256 22L258 21V19H259V17H260V12H257ZM252 17H250V18H252ZM261 17H263V14L261 15ZM261 17H260V18H261ZM253 18H252V19H253ZM257 18H258V19H257ZM263 18H264V17H263ZM263 18H261V19H263ZM252 19H251V20H252ZM255 19H257V20H255ZM249 21H250V19H249ZM263 22H264V19L262 20V24H263ZM251 23H252V22H251ZM197 29H198V28H197V25H196V29H195V30H197ZM195 33H196V32H194V30H193V32L191 31V33H188V34H190L189 36H188V34H187V35H186V34L184 35V36H187V38L185 37L187 40L182 41V45H183V47H184L186 44H190V43H191V41H192V40H191V39H192V38H191V37H192L191 34H193V36H194ZM201 41H202V42H201ZM206 41H207V42H206ZM189 42H190V43H189ZM212 42H213V41L205 40V39L202 38V39H200L199 42L197 43V46H198V48H200V47H201L200 45L203 44L202 47H203V46H206V47L209 48V46H216L215 48H217V43H215V42L212 43ZM204 43H205L206 45H205ZM207 43H208V44H207ZM210 43H211V45H210ZM214 44H216V45H214ZM208 45H209V46H208ZM221 45H222V44H218V47L220 46L221 49H222L223 47H224L223 49H225V47H226V50L223 51V52H226L227 49H228L227 46H225V45H222V46H221ZM212 48H213V47H211V50L214 49V48H213V49H212ZM219 49H220V48H219ZM223 49H222V50H223ZM180 53H181V52H180ZM224 54H225V53H224ZM224 54H223V55H224ZM226 54H227V53H226ZM226 54H225V55H226ZM225 55H224V56H225ZM227 55H228V54H227ZM227 55L224 57V59H222V60H225L224 63H222V65H223V64H226V61H227V60H229V61L231 60L232 55H230L231 58H230V57H227ZM179 56H180V55H179ZM228 56H229V55H228ZM220 58H222V57H220ZM227 58H229V59H227ZM226 59H227V60H226ZM229 61H227V63H229ZM250 62H251V63H250ZM245 64L248 65V66H246ZM236 65H237V66H236ZM236 65H235V66H234V67L228 72V74H227L228 76L223 72V71H225L226 69H221V71L223 72V74H220V72H221V71H220L219 74H218V77H216V81L219 82V81H220V78L223 77L224 74H225V77H226L225 80H226V79L228 80L227 83H229L230 80L232 81V78H233V80H234V77H235V76H233V75H234V74L236 75V74L238 73V70H236L235 68L237 67V69H238V68L242 65V67L239 68V70H240L239 73L237 74V76H239V74H240L239 82H240V80L243 78V80H241V82H240V83H242V84H240V85H241V88H242V89H246V91H249V90H250V91H249L250 93H252L251 91H253V92H254L253 94H255V97H254V95H253V96H251V99L249 100L248 98H250V95H251V94H250L249 97H242V98L240 97L241 100H240V99H236V97H234L236 100H235V99H232L233 96L228 95V94H226V95L223 94V93H227V91L229 90V88L227 87V86H229V84L226 83V85L224 86V88H222V90H221L223 93L221 92L222 95L219 96V98L224 99V98H225L224 96H226V97H227V98H226L227 101H222L221 99H220V100H221L223 103H224V102L227 103L228 101H230V102H228L227 104H229V103H234L233 105H235V106H239V107H241V106L243 105L242 103L245 104L246 101H247V103H246L247 105H248V102H249V104H250V105H251V104L254 105V107H256L257 104H258V106L260 105L259 107L264 106V101H263V100H264V97L262 96V95H264V93H262V91H264V89H263V88H264V75H263V74H264V72H263V71H264V65L261 66L262 64L259 63V62H257V61H255V60H249L248 62L246 61V62L244 63V65H243V64H236ZM256 65H258V66H256ZM225 66H226V65H224L223 68H225ZM227 66H228V65H227ZM227 66H226V67H227ZM238 66H239V67H238ZM244 66H246V67H248V68L246 69V67H244ZM221 67H222V66H221ZM243 68H244V70H243ZM234 69H235V70H234ZM248 69H249V70H248ZM255 69H256L257 71H253V70H255ZM197 70H202V69H201V68H198ZM232 70H234V71H232ZM250 70H252V72H250V74L247 75V73H249ZM258 70H260L259 72H261L262 74H261V73L259 74ZM231 71H232L233 73H232ZM235 71H237V72H235ZM246 71H247V72H246ZM222 72H221V73H222ZM234 72H235V73H234ZM245 72H246V73H245ZM253 72H255V74H254ZM257 72H258V73H257ZM231 73H232V74H231ZM241 73H242V74H241ZM256 73H257V74H256ZM230 74H231V76H230ZM252 74H253V75H252ZM219 75H220V76H219ZM221 75H222V76H221ZM251 75H252V76H251ZM232 76H233V77H232ZM249 76H250V79H247ZM254 76H256V77H254ZM241 77H242V78H241ZM245 77H246V78H245ZM251 77H254L256 80L253 78L254 80L252 81V78H251ZM227 80H226V81H227ZM235 80H237V79H235ZM247 80H249V81H247ZM231 81H230V84L232 83ZM257 81H258V82H257ZM217 82H216V83H217ZM246 82H247V83H246ZM249 82H250V83H249ZM259 82H261V83H259ZM244 83H245V84H244ZM251 83H252V84H251ZM248 84H251V85H249V86H251V87H252V85H253V87H254V86H255V87L257 86L258 88H257V87H256V88H255V87H254V88H253V87H252V88L250 87V88H251V89H250L249 86H248ZM255 84H256V85H255ZM259 84H260V86H259ZM261 84H263V85H261ZM214 85H215V84H214ZM246 86H247V87H246ZM226 87H227V89H226ZM245 87H246V88H245ZM259 87H260V89H259ZM261 87H263V88H261ZM247 88H248V89H247ZM213 89H214V87H213ZM213 89H212L211 92H209V93H210V95H211L210 97H214V98H215V97H216V93H214L215 91H214ZM252 89H253V90H252ZM254 89H255L256 91H259V90H260V91H259V92H256ZM261 89H263V90H261ZM225 90H226V91H225ZM212 91H213V93H212ZM257 93H258V94H257ZM260 93H262V94H260ZM212 95H213V96H212ZM258 96L262 97L263 100L260 101L261 98H258ZM222 97H223V98H222ZM214 98H213V99H214ZM255 98H257V99L259 100V103L256 102V101L254 100ZM215 99H216V98H215ZM228 99H229V100H228ZM246 99H247V100H246ZM257 99H256V100H257ZM234 100H235V101H234ZM251 100H252V102H251ZM258 100H257V101H258ZM232 101H234V102H232ZM236 101H237V102H236ZM243 101H244V102H243ZM262 101H263V102H262ZM235 102H236L237 104L239 103V104H242V105H241V106H240L239 104L236 105ZM254 102H255V103H254ZM223 103H222V104H223ZM255 104H256V105H255ZM229 105H230V104H229ZM231 105H232V104H231ZM250 105L247 106V108L244 109V110H245V111H246V110H249V113L252 114L253 112L251 111V110H252L251 107H253V106H250ZM235 106H234V107H235ZM258 106H257V107H258ZM234 107H232L233 110H234ZM249 107H250V108H249ZM257 107H256V108H257ZM232 109H229V113H230L231 115H232L233 112H234V111H232ZM230 110H231V111H230ZM245 111L243 112V114H244V113H245V114L242 115V116H244V117H243V118L240 117V118H241L240 121L242 122V127L244 126V125H243L244 123H246V124L248 123V125H249L248 127H249V128H247V130L250 129L251 131L255 132V135L252 134V137H251V138L246 139L247 146H248V148L246 149V150H247V151H246V154L249 153V150L252 151V150H254L253 148H255V153H256V154L253 155V153H254V152H253L252 155L250 156V155H249V154H251V151H250V153L248 154V158L254 156L255 159H257V158H256L257 153L260 155V151H261V154L264 155V154H263V153H264V152H263V151H264V145H263V144H264V143H263V141H264V139H263V138H264V135H263V133H264V128H263V127H264V125H263V124H264V112L262 113V114H263V119L261 120V123L259 122V124H258V125H260V124H261V125H260V126L257 125V126H253V127H252L253 119H252V118L249 119V117L251 116L250 114H248V115H250L249 117H248V116H245V115H247V113H248V111H246V112H245ZM253 116H254V115H253ZM253 116H252V117H253ZM245 117H246V118L248 117V118L246 119ZM244 118L246 119V121H245ZM243 119H244V120H243ZM248 119L251 120V122H250ZM243 122H244V123H243ZM249 122H250L251 125L249 124ZM246 124H245V126H247ZM253 125H254V124H253ZM245 126H244V128H246ZM250 126H251L252 128H251ZM260 127H261L262 129H261ZM257 130H258V131H257ZM261 131H262L263 133H258V132H261ZM257 134H260V135L262 134V135L259 136V135H257ZM256 136H257L258 138H257ZM260 137H261V139H260ZM253 138H254V139H253ZM261 140H262V142H260ZM248 141H250V142H248ZM251 141H252V143H251ZM256 143H257V144H256ZM254 146H255V147H254ZM258 146H259V147H258ZM256 148H258V149H256ZM256 150L259 151V152H257ZM262 158H264V157H260V159H261V160H260L259 157H258L259 160H257V161H258V162L261 161L262 164H264V161H262V160H263ZM255 161H256V160H255ZM261 162H260V163H261ZM261 208H263V207H261Z\"/></svg>", "mask_w": 264, "mask_h": 264}, {"label": "flooded vegetation", "instance_id": "4", "mask_svg": "<svg viewBox=\"0 0 264 264\" xmlns=\"http://www.w3.org/2000/svg\"><path fill=\"white\" fill-rule=\"evenodd\" d=\"M202 1H203V2H204V1H205V2H209L208 0H202ZM213 1H214V2H213ZM218 1L221 2V3L218 4ZM224 1H227V3H226V2H223V0H210V3H209V4L206 3V4L210 5V4L212 3L213 5H212V4H211V5L214 6V7L216 8V7H220L221 5H223V3H225L224 6H225V5H226V6H229L231 10H235L234 7L236 6L235 8H236V10H237L238 8H240V7L238 6V3H239L240 5L243 6V9H244V10H245L246 8H248V9H247V10H248V13H251V12L254 10V7H255L254 5H257V3H258V5H257L258 7H257V8H259V9L261 8L260 5L262 6V4H263V3L261 2V1H263V0H257V1H259V2L262 3V4L260 3V5H259V2H257L256 0H248L249 2L243 0V1H245L246 3L243 2L242 0H239L238 3H237L235 0H224ZM234 1H235V2H234ZM241 1H242L243 4L241 3ZM251 2H252V3H251ZM253 2H255V3H253ZM256 2H257V3H256ZM215 3H216L218 6H216ZM235 3H236V4H235ZM247 3H248V4H247ZM234 4H235V5H234ZM244 4H245V8H244ZM246 4H247V5H246ZM249 4H250V6L253 8V10H252V8L249 6ZM211 5H210V6H211ZM219 5H220V6H219ZM249 7H250V9H249ZM257 8H255V9H257ZM262 8H263V7H262ZM262 8H261L260 10H258V9H257V10H258L259 12L261 11V14H262V13L264 14V12H262V10H263ZM247 10H245L244 12L247 13ZM250 10H251V11H250ZM257 10H256V11H257ZM249 11H250V12H249ZM263 11H264V10H263ZM254 12H255V10L253 11V13H254ZM175 22L179 23V25H180L181 28H180L179 25L176 23L178 26H173L170 30H168V31H163V32L169 33V34H171V35H172V34L175 35V36H173L174 38H173L172 36H171V38H170V39L173 38V40H174L175 42L172 41V42H168L167 44H168V45H171V44H173V43L178 44V45L176 46V48H177V50H178V47L182 44L181 42H182V38H183V37H181V34H184V35H185V34H187V32H191L192 29H190V27L193 28V30H195V29H196V24L193 23V22H186V23H188V24H186L185 21H182V22H181V21H177V20H173L172 22L170 21L169 23H171V24L173 23V24H174ZM182 24H184V25H182ZM188 25H189V28H188ZM178 27H179V28H178ZM188 29H190V30L188 31ZM180 30H181V32H180V36H178ZM182 31H183V32H182ZM177 33H178V34H177ZM178 37H179V40H180V41L178 40ZM177 42H179V43H177ZM179 44H180V45H179ZM187 46L189 47L188 44H186V45L184 46L185 50L182 51L183 53L181 52L182 54L180 53V56H181V59H183V60H182V62H183L182 65H185V64H186V65L189 66V65H190L189 62H188L189 57H187L186 54H185V53L187 52V50H188V47H187ZM176 48H175L174 50H176ZM202 48H203V47H202ZM202 48L200 47V48H197V50H196V54H197L196 59H197V62L199 63V64H197V68H201V69H203V74H204V72H205L204 76H205V75H206V76L200 81V83H201V82H204V83H206V85H207V81H208V86H209L210 88L207 87V89H208V93H209V91H210V89H211V85L214 84V83H213V82H214L213 79H216V77L218 76L217 74H218V73L220 72V70H221V67H219V66L222 65L223 61H222V59H220V57L223 56V53H222V52H223L224 50L222 51V49L220 50V49L218 48V51H217V49L214 48V51L212 50V51L214 52V53H213V52L211 51V49L208 48L207 50H210V52L207 54L208 51H207V52L205 51V52H204L205 55H204V53H203V49H202ZM200 49H201V50H200ZM219 50H220V51H219ZM221 51H222V52H221ZM219 52H221L222 56L220 55ZM198 53H199V54H198ZM200 53H201V54H200ZM211 53H212L214 56L216 55V56H215L216 58L219 57V56H220V57H219L218 59H215L214 56H211V57H212V58H211V57L209 56V54H211ZM215 53H216V54H215ZM217 53H219V55H217ZM187 55H188V52H187ZM184 56H185V57H184ZM208 56H209V58H208ZM182 57H183V58H182ZM200 57H201V58H200ZM205 57H206V58H205ZM185 58H186L187 60H186ZM214 59H215V60H214ZM219 59L221 60V61H220V62H221L220 64H218V63H219ZM201 60H202V61H201ZM212 60H214V61H212ZM189 61H190V60H189ZM211 61H212V63H211ZM216 61H218V62H216ZM203 62H206V63H203ZM215 62H216V63H215ZM214 63H215V64H214ZM206 64H207V65H206ZM211 64H212V65H211ZM208 65H209V66H208ZM210 65H211V66H210ZM217 65H218V67H217ZM199 66H200V67H199ZM204 67L207 68V70H206ZM218 68H220V69H218ZM217 69H218L219 71H218ZM196 70H197V69H196ZM210 70H211V71H210ZM214 70H215V72H214ZM208 71H209V73H208ZM216 71H217V73H216ZM214 73H216V75H215ZM211 74H212V75H211ZM214 75H215L216 77H215ZM213 76H214V77H213ZM210 77H211V78H210ZM209 78H210V79H209ZM206 79H207V80H206ZM211 79H212V81H210ZM235 79H236V78H234V80H235ZM205 80H206V81H205ZM234 80H233V81H234ZM209 81H210V82H209ZM235 82H236V80H235L233 83H231L232 85L229 87L230 90H228L227 93H229V91H231V93H229V95H231V94H232V95H235V96H233V97H236V96H237L238 99H240L239 97H248L249 94H250V92H249V91H246V89H242V88H240V85H239V84H240V83H239V76H238V81H237L238 84L236 85L237 82H236V83H235ZM209 83H210V85H209ZM212 83H213V84H212ZM234 84H235V86H233ZM237 86H238V88H239L240 90L237 89ZM231 87H232V88H231ZM234 87H235V88H234ZM234 90H235V91H234ZM241 90H242V91H241ZM244 90H245V93H244ZM232 91H233V92H232ZM241 92H243V95H242ZM246 92H247L248 94H247ZM236 93H239V94H238L239 96H238ZM209 95H210V94H209ZM232 95H231V96H232Z\"/></svg>", "mask_w": 264, "mask_h": 264}]
</instances>
